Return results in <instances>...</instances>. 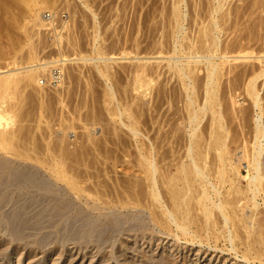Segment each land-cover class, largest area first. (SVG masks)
Here are the masks:
<instances>
[{
    "label": "rangeland",
    "instance_id": "obj_1",
    "mask_svg": "<svg viewBox=\"0 0 264 264\" xmlns=\"http://www.w3.org/2000/svg\"><path fill=\"white\" fill-rule=\"evenodd\" d=\"M185 1L186 0H184L183 3H181V7H182L181 9L183 10V17L186 19V20L184 19L185 20L184 21L185 22L184 23V30H186L189 25L190 26L188 27V29L189 28L190 29L189 30L187 29L185 31L186 35L184 34V30H183L182 35L184 34L185 36H187V34L189 33V38L193 39L199 35L197 33L200 31V29H202V28H200L201 27L200 24H201L202 19H204V24L206 23L205 25L209 24V22H210L209 17H208V20L205 18L207 17V13H208L207 11H208L209 6H211V3H209L210 0H206L207 2L205 0H196V1L195 0H187L188 2L186 1V3H185ZM225 1H222V2L224 3ZM229 1L227 0V2H226L227 4L226 3H224V4H226L225 6L227 8L230 5V7L228 8V10L229 9L230 10L228 12H230V14H232V16L231 17L228 16V17H230L228 19L226 18L227 16L224 17V18H226V20L229 21L228 25H227L228 21H226L225 22L226 24H225L224 23L225 20L222 21L221 20L222 18L220 19L221 24L223 25V23H224V25H226V26L223 25L222 26L223 29L221 30L222 33L220 31L221 34L220 33L218 34L220 37L219 43L221 45L224 44L222 46L224 48H226L225 45H227L229 47V51H231V52H232V50L234 51L235 48H236V50H238L244 44H245L244 47L245 46L246 47H251V46L254 47L255 46L254 48L259 50L260 49L259 47H261L260 44H262V42H263L262 38L264 37V24H263L264 23V6H263L264 1L263 0H258V1L252 0L253 1L252 2L251 0H248L250 3L247 0H240V1L239 0H232L233 2H231V1L229 2ZM235 1H237V2H235ZM259 1H262V3H260ZM228 2H229V4H228ZM30 3H31L30 0H0V75H2L3 72H6L5 74H7L9 72V70L12 71L13 68L14 69L16 68V70L17 71L19 70L20 72L24 71L21 73V75H19L20 76V82H19L20 84H18V87L15 88L16 90L15 89L12 90L11 95H14V96H10L8 98V101H7L8 103L6 102V104H5L7 107L12 109L13 112H16V113L18 112L17 113L18 115L15 113L16 118H18V119H16L14 117L15 120L13 119L14 121L11 122V127L9 126L10 128L8 127L7 130L10 132L15 131V134L17 136V137H15L16 139L14 141V142H16L15 145H18L17 146L18 150L20 149V151L23 152L22 154L24 156L22 154L20 156H18V155L15 156V154H14V156H12L13 154H11V153L8 154L7 152L0 149L1 150L0 151V156H1V158H0L1 164L0 165L2 166V164L3 165L5 164L6 167L5 166H3V167L6 169H10V168L13 169L15 166H21L22 168L25 167L26 169L33 167L34 170L36 169L37 171L40 172L39 176L40 175L45 176L47 179L49 178L48 180L53 181L54 184H56V185L58 184L60 189H59V187H56V190H54L55 187L53 189H51L54 193L53 195L58 196L60 194L61 198L64 197L63 199L65 200V202L68 201L67 203H70V206L73 204L72 205L73 207H71V212H69L68 215L70 213H71L70 216L73 214H80V216L82 217V220L86 219L85 221L91 222L89 226H91V225L97 226V225L101 224V220L103 223V221L105 222L107 219H109V217H112L110 219V222L114 223L117 221V220H115L116 217H118L117 215H119V217H120V218L118 217L117 219L121 220V222L123 224L126 222L127 223L131 222L132 224L130 223V225H132V226L130 227V225L126 223V228H128V229L125 228L126 231L124 229L123 232L121 233L122 235L120 234V235L116 236L115 238H113V240H108L106 242L105 241L99 242V240H97L98 242L97 241L96 242L99 243V245L96 242H94V240L93 241L90 240L91 242L89 241V243H88L87 242L88 240L83 239L84 240L83 241L81 238L75 239V238L71 237L70 234L72 232L70 231V228H71V226L69 225V223L71 222L70 220L68 223V222H66V220H64V218H63V220L65 222L62 220V218L61 219L59 218L58 222L53 220V223L51 222L48 224L46 219L49 217H44L42 215L38 216L37 213L39 212V210L36 206L37 204H34L36 200L35 201L33 200L37 196V194H36V192H33V193L30 192L31 189H32V191H34L33 188L30 189L29 187L28 188L24 187L25 190H23L24 188L20 189L18 191L13 190V192L9 191L8 193L6 192V194L4 192V193H2V195L4 194L3 197L0 196V264H155L158 262L159 263L162 262V264L163 263L164 264H260V261H264V257L262 259L257 258V256H254L256 254L253 253V249H254L253 247H256L255 250H257V247L259 248L261 246L259 244L260 241H258L259 242L258 243L256 240H261L262 237L264 238V201H263L264 200V192L261 191L260 194L258 193L256 199H254L252 197L253 195L251 193L246 192V190H245L247 188V185H246L247 182H246V179H244V178L239 179V182H240L239 186L244 188V191H243L244 193L242 192V190L237 191L238 186L236 187L233 184L232 185L235 187H233V186L228 187L229 183H231L230 181H228V183L225 182L226 183L225 185L223 184L224 182L222 183L220 181L221 184H223V186L221 187L220 182L218 181V179H216V182L217 181L219 182V185L221 187V192L224 193V197H225V198L222 197L223 196V193H222L221 194L222 198L220 197V199L221 200L223 199V201L225 199L226 202H228V201L231 202L227 207L228 211L232 214L230 209L234 210V208L236 209V206H237V210H234L233 215H231V216H233V219H232V217H230V219H229L230 222L228 221V223H230L229 226H228V224H226V222H224V219H225V218H223L224 215L220 214L222 212L219 209H217L218 212L220 211L219 214H218V212L216 213L217 210L215 209L216 214H215V216H213V218L212 217L210 218L211 221H210V219L208 220L206 217H204L205 215L203 216L204 212L202 213V216H201L200 212L202 210L200 211L201 207H199L201 205L196 204L197 203L196 197L199 194L197 195V193H194V192H198V190H195L196 188L193 189L194 192H193V198H192V200L195 198L194 200H196V201L195 202H194V200L193 201L190 200L191 202L188 201V203L190 205V206L189 205L188 206H189V208L191 207V209H192V207L195 208L192 210L193 212L190 209H189V211L192 212L193 215L197 214V217L195 215L191 216L189 214V211H188V217L190 219L192 217V220L194 218V220L197 222L199 220V222L195 223L193 220L195 225L190 223V225H192V226H190L191 231H190V235H188L189 237L188 236L185 237V235L182 234V231H180L181 229H178L177 227H175L176 225L173 222L171 223L172 227L166 228V226H164V225L162 226V223H160V221L157 222V220H156V219H160L162 217V215H164L163 211H162L163 208L168 203L171 205L170 200H169V202H166V200H165L167 198L169 199L168 192H166L167 188L165 189V192H164L165 187L164 188L162 187L163 192L165 194L167 193L166 194L167 198H166V195L164 193L162 194L163 195L162 196L163 197L162 204L157 205L155 209H153L155 206L154 207L149 206V202H150L149 201L150 198L148 197L149 187H147L148 182H146V180H144V179H146V177H145L146 175L143 172L144 170L141 167L142 165H141V163H139L141 161L140 160L141 158L139 156L140 152L142 153V151H143L144 153H146V152L151 153L148 150H151L154 143H156L153 146V149L156 150V151L154 150L156 155L157 154L159 155L158 156L159 158L157 157V160L159 159L160 162H162L163 159L165 161L168 160L166 162L163 161L162 163H158V165L159 164L163 165V166L165 165L164 169H161V168H163L162 166H159V168L161 170H165L166 166H167L166 163L169 162L168 163L169 166H167L168 167L167 170H169V173H173V174L174 173L177 174L176 173L177 167L175 166V164L177 163V161L181 160L180 158L183 157L182 160L188 161V159H187L188 158L187 147H188V142L190 140L187 139L188 136H186V134H189L188 132L190 130V127L188 128V126H186V124H184L185 125L184 126L183 123H185V122H183L184 121L182 119L183 116H179L182 112V109L184 107H186V105H185L186 104L185 103L186 102L185 101L186 100V97H185L186 92H184L186 90H183L184 88L182 87L183 85H182L179 77L176 74H174L173 72L168 71L167 65L163 66L167 62V60L165 58L162 60L163 62L161 61V58H163L164 54L161 55L162 57L160 56L159 53L157 54V52L161 48L164 47L163 46L164 40H168V41H165V45L167 44L166 49L170 48L173 45V43L171 42L172 41V31H173L172 26L173 25H172V22L170 24V19L173 21V17H174V16L172 17V11H173L172 9H173V5H174L173 0H47L45 5L47 7L49 5L50 9L47 7L46 8L44 7V9L42 8L43 10L41 9V11L38 13L39 16L41 15L42 19L44 18L43 21H39L41 18H39V16H35L32 13V10L30 11V8H29ZM189 3H192V4L190 5ZM212 3H216V2H212ZM253 3H256V4L253 5ZM257 3L258 4L260 3V4L257 6ZM195 4H197V5H195ZM199 4H201L202 8L199 6ZM232 4L235 6L233 7ZM240 4H242V5H240ZM187 5H190V6H187ZM205 5H206V7H205ZM238 5L240 6L241 10L239 9ZM261 5L263 6V8ZM198 6H199V9H198ZM225 6H224V9L226 8ZM186 7H188V8H186ZM245 7L247 10H245ZM253 7H254V10L252 9ZM259 7L262 10L259 9ZM227 8L225 10L223 9V11L225 12V15L228 14L226 12ZM51 10L54 11L53 12L54 14L52 13ZM196 11L197 12L199 11V12L197 13ZM223 11H222V14L224 13ZM204 12L206 14V17H205V15L204 16L201 15L202 19L200 21V18H198V17H200L199 15L203 14ZM236 12H239V14L241 13V15L239 16L240 18L239 17L236 18L237 16L235 17ZM246 12L248 14H246ZM168 13H169V15H168ZM256 13H258V15ZM55 14L57 17L54 16ZM192 14L196 15L197 17L196 16L193 17ZM230 14H228V15H230ZM256 15L258 17H255ZM165 16L167 18H165ZM220 16H222V15L220 14ZM61 17H62L63 21L60 20ZM168 17H169V20H168ZM203 17H205V18H203ZM244 17L245 18L248 17V18L245 19ZM38 18H39V20L37 21ZM190 18L194 22L195 25L190 20ZM193 18L197 22H195V20ZM231 18L233 19V22L231 21L232 20ZM249 18H251V19H249ZM252 18H254V19H252ZM256 18H258V19H256ZM57 19L59 21H57ZM164 19H165V21H164ZM237 19H239V20H237ZM262 19H263V21H262ZM166 20L168 21L169 24L167 23ZM188 20H190V22H192V23L190 24V22ZM253 20L255 22H252ZM256 21L258 24L256 23ZM259 21L262 22V24ZM41 22H44L46 27L44 25L42 26L40 24L41 25L40 26L38 24ZM51 22L54 26L51 24ZM198 22H200V24H199L200 26L198 25ZM238 22H240L241 24ZM59 23H60V25H59ZM64 23H67V24H64ZM234 23H236V24H234ZM229 24H231V28H230ZM242 24H243V26H242ZM248 24H250V25H248ZM48 25H49V27H48ZM149 25H150V27H149ZM164 25L166 26V28L164 27ZM168 25H170V26L172 25V26L170 27ZM186 25H188V26H186ZM227 26H229V27H227ZM248 26H250V27H248ZM62 27H63V30H62ZM64 27H67V28H64ZM159 28H160V30H159ZM233 28H235V29H233ZM49 29H51V30H49ZM53 29H54V31H53ZM163 29L165 31H163ZM196 29H197V31H196ZM224 29H226V30H224ZM230 29H232V30H230ZM248 29L250 32H248ZM153 30H154V32H153ZM243 30H244V32H243ZM234 31L236 33H234ZM237 31H240V32L237 33ZM253 31H255V32H253ZM54 32H56V33H54ZM225 32H227V34ZM228 32H229V34H228ZM262 32H263V34H262ZM168 33H170V34L168 35ZM240 33H241V35H240ZM250 33L252 34V36ZM57 34L59 35V37H61L63 35L64 36L61 38H58ZM165 34H166V36H165ZM256 34H258V35H256ZM167 35H168V37H167ZM191 35H192V37H191ZM229 35H230V37H229ZM248 35H249V37L250 36L251 37L249 38ZM239 36L240 37L242 36V37L240 38ZM94 37H95V41H94ZM233 37H234V40H233ZM165 38H168V39H165ZM170 38H171V40H170ZM260 38H261V40H260ZM56 39H60V40H56ZM238 39H240V40H238ZM253 39H254V43L256 42L255 43L256 45L252 42ZM136 40L139 41L140 44H138L139 42L138 43L135 42ZM159 40L161 42H159ZM223 40H224V42H223ZM248 40L252 43H249ZM257 40L258 41L260 40V41L258 42ZM56 41H59V42L61 41V42L59 44V42L56 43ZM225 41L226 42L229 41V42L225 43ZM244 41L245 42L247 41V43H245ZM97 42H99V44ZM240 42H243L244 44L243 43L241 44ZM229 43H232V44H229ZM247 44H248V46H247ZM96 45H98V47L101 46V48H100L101 52L105 56L115 55L117 57H121L124 55V53H122V52L126 51V53L127 52L128 53L126 55V58H123V59L121 58V60L119 58L118 60L116 59L115 61L111 60L112 62L110 60H108L109 62L108 61L105 62L107 64H105L104 62H99V61L96 62V61H90L89 60V62L88 61L84 62V60L83 61H82V59L80 60V56H82L84 54H86V55L91 54L92 57L93 56L95 57V55L97 56V53H96L95 47H94ZM239 45L241 47H239ZM140 46H141V49H140ZM152 46H154V47H152ZM160 46H163V47H160ZM148 47H150V48H148ZM158 47H159V49H158ZM155 49L156 50L158 49V51L156 52ZM236 50L234 51L233 55L239 54V53H236ZM120 52H121V54H120ZM134 52L136 54H134ZM149 52H151V53H149ZM104 53H107V54H104ZM109 53H111V54H109ZM143 53H144V55H143ZM63 54L66 56L65 59H67V60H64L66 62L59 61V65H60L59 66L58 62L54 61V60L59 59V56L61 58L62 57L61 55H63ZM155 54H156V56H155ZM149 56L151 57V59L153 61L150 59ZM157 56H159L161 58H159ZM123 57H125V56H123ZM127 57L129 60L127 59ZM142 57L145 59H143ZM55 58H57V59H55ZM76 58H78V59H76ZM131 58H132V60H131ZM137 59L138 60L140 59V61L141 62L143 61V63L146 62L147 65L146 64H144V65L148 66V68L146 67L148 70H151L148 72L153 73V74L149 73V77L153 76V79H154V76H155V79H156V82L154 79L155 83L153 82L151 77L147 78V79H150L153 82L151 84L152 87L150 86L151 89L154 86H156V88L152 89V91L154 93L151 92V90H150V92H151L150 94H152L151 96H155V97L159 96L158 98L151 97L149 95V92L146 95L147 98L143 94L141 95L138 92L135 93L134 86H133L134 83H132L135 80L134 79L135 73L133 71L136 70L135 68L137 66H140L138 64H141L140 61L136 62V61H138ZM33 60H35V61H33ZM149 60H151L152 63H150ZM53 61L56 63H54ZM147 61H148V63H147ZM157 61L159 62V64L162 62L161 65L158 66ZM246 61H247L246 59L244 61L242 59V62H241V59H238L237 61L236 60L231 61L230 64H228V65L226 64V66L224 67L225 72H224L223 78H221V80L224 79L223 80L224 83H222V81L220 82V84L222 83V85L219 84L221 87L219 86L220 91L218 90L219 91L218 92V99L221 98L220 104H222V103L225 104V106H222L223 104L221 105L222 106L221 111L226 109L225 113H224L225 117H226L225 121H227L226 123L229 124L228 126L230 128V131H232V129H233L232 127H234L233 131L231 132L232 136L230 135L228 142L229 141L231 142V143L229 142V144H230L229 145V151L233 155V157H234L233 159L235 161H237L236 159H239V156L242 154V148L244 146V143H243L244 140H242L243 136H241L240 134H243L244 131L246 132V127H249V129L247 128V132H249V130H252L251 126L252 127L254 126V124H255L254 121L257 118V114H258V109L256 110L255 107L253 109V99H251L252 97L250 95L246 94V91H248V90H246L247 88L245 86L247 85L246 81L249 79L244 77V76H247L249 78H250V76L247 75V72H244L246 74L245 75L242 72L243 71L242 69L243 68L245 69V67L248 69L250 68L251 63L249 64V62L251 61V59L248 60L249 62L247 61L248 63H246ZM39 62L40 63H47V66H49V67H47L48 69H46L47 71L46 70L45 71L42 70L43 72L40 71L41 73L38 75V76H40V78H39L40 80L37 81L38 83L34 82L32 84V82L31 83L27 82L26 79H24V77L26 76V71H25V69H22V67H24L30 63L38 64ZM62 62L64 64H62ZM102 63H103V65H102ZM98 64L101 65L100 66L101 68L103 67L105 70H107V72L109 70H110L109 72L112 71L111 74L108 72V74L110 75V76L108 75L109 78L108 77L106 78L100 74V71L97 67ZM144 65H141V66H144ZM155 65H157V67ZM245 65H247V66H245ZM52 66L54 67V69H52L53 68ZM149 66H150V68H149ZM17 67H19V68H17ZM57 67L64 70V71H62V74H64L63 75L64 77L62 76V81H59L58 78H54L52 75V74L57 75L55 73L58 69ZM158 67L162 70V71L159 70L161 73H158V71H154ZM153 68H155V69L153 70ZM233 69H234V71L236 70L235 73H234ZM51 70L52 71L55 70V71L52 72ZM50 71H51V73H50ZM129 71H131L132 73L131 72L129 73ZM166 72H167V75H166ZM164 73H165V76H164ZM5 74H3V75H5ZM22 74H23V76H22ZM158 74H160V76H162V77L157 78L159 76ZM233 74H234V76H233ZM241 74L244 75L243 77L246 78L245 80L243 79V77H241L242 76ZM50 75H52V76H50ZM174 75H176V77H178V79ZM200 75H201V73L198 74V76H200ZM202 75L203 76H200V77L196 76L197 80L199 79L198 80L199 84H198V81H196L197 85L199 86L197 89V94H198L197 98H200L203 95V97H201L200 101H204L203 98L205 96L204 95L205 92H203V91H205L204 90L205 81H203V80H205L204 71H202ZM235 76L238 78H236ZM49 77H51V78H49ZM23 79H24V81H22ZM50 79H52V80H50ZM109 79H111V80H109ZM201 79H203V80H201ZM178 80H180V81H178ZM230 80H231V83H230ZM243 80H244V83L246 85L244 83H242ZM160 81H161V84L159 83ZM39 82H41V84H39ZM59 82H61V83L63 82L62 83L63 86L58 85V87H56ZM130 83H131V85H130ZM233 83H235V84L232 86ZM247 83H248V81H247ZM258 83L260 84V85L258 84L260 94L261 95L263 94L262 95L263 97L261 95L260 96L262 97V104L264 107V80L260 79V80H258ZM153 84H155V85H153ZM171 84H172V86L170 87L169 85H171ZM202 84H204V85L202 86ZM238 84L242 88L240 86H238ZM109 87L114 89V90L111 91V89ZM236 87H237V89H236ZM119 88H121L120 90L122 93L120 92ZM222 88L224 90H222ZM122 89H124V90H122ZM125 90H126V92H125ZM168 90L169 91L171 90V92H168ZM236 90H238V91H236ZM107 91L109 94L106 93ZM181 91H183V93H182L183 95L181 94ZM111 92L113 93V96L115 95L113 98H112ZM132 92H134V93H132ZM234 92H235V94H233ZM165 93H167L168 95ZM169 93L170 94L172 93V94L170 95ZM199 93H202V95ZM133 94H135V95H133ZM223 94H225V95H223ZM227 94H228V96H227ZM121 95H122V97H121ZM125 95H126V97H123ZM160 95L164 96V97H161ZM232 95H235L239 100L235 96H232ZM133 96L135 97V99H132ZM140 97L142 99H140ZM168 97H170V98H168ZM232 97H234V98H232ZM110 98H112V99H110ZM115 98H116V100H115ZM122 98L123 99L126 98V100L124 99L125 101L123 102V100H120ZM136 98H137V100H136ZM152 98H153V100H152ZM154 98H155V101H154ZM160 98L161 99L163 98V100L161 102H160V100H161ZM172 98H173V101H175V102L172 101ZM174 98H176V99H174ZM248 98H250V99H248ZM106 99H109V100H106ZM138 100L140 102H137ZM222 100H225L226 103L222 102ZM237 100H238V102L236 103ZM120 101H121V103H120ZM170 101H172V102L170 103ZM200 101L198 99L199 103H200ZM231 101H234V102H231ZM19 102H20V104H19ZM155 102H157V103H155ZM110 103L112 104V106ZM125 103L127 106L131 105V108L134 109L136 114L138 112L139 115L138 114L137 115L140 116L139 117V124H138V127H140L139 128L140 129V134H139L140 136H138L137 138L133 137V135H131L132 132L125 125L126 121H127L126 123L129 122L128 121L129 119L127 117V115H128L127 113H129L130 110L125 112L123 114V116H121L120 118L112 116V114L110 112V110H114V109H115L114 111H116V109L117 110L119 109V111L124 110L125 109L124 106H126ZM133 103H135V104H133ZM251 103H252V105H251ZM140 104L143 106H141ZM154 104H155V106H154ZM159 104H160V107L159 106L157 107V105H159ZM161 104H163V105H161ZM40 105H43L44 107L40 106ZM115 105H116V107H115ZM136 105L139 108H137ZM149 105L151 107H149ZM235 105H238V106H235ZM249 105H250V107H249ZM109 106L111 107V109ZM122 106L124 107V109ZM140 106L143 109H141ZM152 106H153V108H152ZM161 106L163 107V110H162ZM170 106L172 107V109H170ZM232 106H234L235 109ZM105 107H106V109H105ZM155 107H156V111H154ZM244 107H248V110L246 108V110H247L246 111ZM150 108H152V109H150ZM250 108L252 111L250 110ZM158 109H159V111H158ZM26 110H27V112H26ZM141 110H143L144 112ZM186 110L187 109L184 108L183 112H182V115L184 113L185 117L187 115V114H185V112H187ZM228 110L229 111L231 110V111L229 112ZM178 111L180 112V114ZM158 112L159 113L161 112L160 113L161 116L159 115ZM209 112L206 113V115L203 119L204 121L201 122L204 125L200 124V128L202 127L201 129L207 128V130H209V128L207 126L208 121L210 120L209 117L211 116L210 115L211 113H209ZM243 112H245V114H243L244 116L241 115ZM246 112H248V113H246ZM39 113H40V115H39ZM164 113L166 114V119H165V117H163V116H165ZM109 114H110V117H109ZM207 114H209V115L207 116ZM235 114H237L239 118ZM43 115H44V117H43ZM100 115L101 116L103 115V116L101 117ZM167 115L170 116L169 119L167 118L168 117ZM39 116H42V117H39ZM153 116H154V118H153ZM172 116H175V119H177L179 116L178 119H180V118L181 119L177 121V120H174V117L172 118ZM176 116H177V118H176ZM22 117H24V118H22ZM162 117H163V120H162ZM206 117H207V119H205ZM170 118H172L174 123L172 120H170ZM22 119H23V121H22ZM39 119H41V120H39ZM124 119H127V120H124ZM153 119H155V120H153ZM235 120L237 123L235 122ZM239 120H241V121H239ZM92 121H95V122H92ZM123 121H125V122H123ZM152 121H153V123H152ZM162 121H163V124L161 123ZM165 121H166V123H165ZM170 121H172V122H170ZM180 121H182V122H180ZM205 121L207 122L206 124H205ZM231 121L232 122L234 121V122L232 123ZM238 121L241 123H239ZM249 121H251V124ZM147 122L149 124H147ZM168 122L171 123V125L174 124V126H176L177 124L179 125L181 123L180 126L177 125V127H175L176 129L179 127L181 132L178 129H177V131H175L174 126H168V124H169ZM140 123H143L144 125L140 124ZM230 123H232V124L230 125ZM238 123H239V125H238ZM38 124H39L40 128L38 127ZM153 124H155V125H153ZM141 125H142L143 130L141 128ZM152 125H153V128H152ZM164 126L165 127L168 126L169 128L166 127V128H168L166 130V128ZM243 126H244V128H243ZM183 127H185V128H183ZM148 128H151V129H148ZM164 128H165V130H164ZM48 129H50V130H48ZM158 129H160V130H158ZM173 129H174V131H172ZM241 129H243V130H241ZM90 130H91V133L93 134V138L96 141L92 138V134L89 133ZM207 130L204 129V131H207ZM169 131L177 132L178 135L175 133L174 137H172L173 133L171 132V134H170ZM105 132H107V133H105ZM118 132H119V134H118ZM162 132H163V134H165V132L168 135L170 134L168 136L169 139H167L168 137L163 138V136L161 135ZM115 133H117L118 136ZM158 133H160V134H158ZM156 134H158V136H160V137L162 136L161 139H163V140L167 139V140H165L164 143L162 140H160V137L157 138V140H156V137H158ZM179 134H181V135H179ZM90 135H91V137H90ZM154 135H156V136H154ZM175 135L178 137L176 138ZM233 135H237L238 137L236 136L237 138L235 137V139H231L234 137ZM122 136H123V138H122ZM170 136H171V138H170ZM185 136H186V138H184ZM28 137L31 138L30 141H29ZM35 137H36V139H35ZM63 137L65 139H63ZM119 137H120V139H119ZM125 138H126V140H125ZM118 139L122 142H120ZM179 139H181V140H179ZM128 140H129V142H128ZM158 140H160V141L158 142ZM170 140H172L173 142ZM232 140L234 141L233 144H232ZM240 140H241V142H240ZM93 141L97 144H94ZM152 141H154V143H150ZM167 141L171 144H169ZM177 141H178V144H177ZM28 142H29V144L31 142L32 145L30 144L31 145L30 146L28 144ZM184 143H186V144H184ZM140 144H142V145H140ZM151 144H153V145H151ZM168 144H169V146H168ZM173 144L174 145L177 144L176 145L177 148H175V146ZM189 144H190V142H189ZM247 144L249 146H251L250 141H248ZM63 145L65 147H63ZM84 145H86V146H84ZM94 145H97V146H94ZM171 145H173V146H171ZM236 145H237V147H236ZM36 146L38 147V149ZM67 146H68V148H66ZM83 146H84V148L86 147L87 149L86 148L84 149ZM135 146H137V147H135ZM157 146H159V147H157ZM170 146L172 147L171 148L172 150L169 148ZM182 146H183V148H182ZM19 147H21V148H19ZM32 147H34V148H32ZM138 147H139V149H138ZM165 147H166V149H165ZM56 148H58V149H56ZM62 148H63V151H65V152L61 151ZM143 148H144V150H143ZM157 148H158V151H157ZM236 148H237V150H236ZM50 149H51V151H50ZM66 149L67 150L69 149L70 151L69 150L67 151ZM165 150H166V153L164 152V155L166 154V156H167V154H168L167 159L163 155V151H165ZM2 151L5 152L4 155H3ZM24 151H26V153ZM66 151H67V153H66ZM177 151H178V153H177ZM157 152H161V153H157ZM185 152H186V154H185ZM6 153L8 154L7 156L10 159H8V157L6 156ZM69 153H70V155H66ZM72 153H74V154L71 155ZM214 153H216V152H214ZM214 153L211 154L212 157L214 156ZM54 154H55V156H54ZM75 154L78 155V157L77 156L75 157ZM79 154H80V156L84 155L86 157H84V156L80 157ZM96 154L97 155L99 154V155L97 156ZM29 155H31V156H29ZM34 155H36V157L38 159ZM106 155H108V156H106ZM171 155H173V157H171ZM32 156H33V158H32ZM214 157L216 159L217 155L215 154ZM3 158H4V160H3ZM51 158H54V160ZM96 158H99V159H96ZM218 158L219 157H217V159L214 163H211L212 164L211 168L214 166V164L216 162L218 163V160H219ZM62 159L65 161L67 160V161L63 163ZM89 159H92V160H89ZM94 159H95V161H94ZM6 160H8L10 163ZM25 160H27V161H25ZM35 160H36V162H35ZM52 160H53V162H52ZM59 160L61 162L59 166L64 165L66 170L70 168L69 169L70 171L67 170V172L69 174L71 173V174L77 175L78 180L81 181V186L83 187V190L88 189L87 191L85 190V191H82L83 193L82 192L76 193L74 190L73 191L71 190V187L67 183H65L62 180L57 179V176L53 172V168H55L54 166L56 164L57 165L59 164ZM32 161H34V162H32ZM50 161L52 162V164ZM81 161L84 165H82ZM174 161H176V162L173 163ZM3 162H5V163H3ZM17 162H19V164ZM21 162H23V164ZM46 162H48V163H46ZM85 163H87L89 167ZM217 163L215 166L219 167V165H221V163H219V164H217ZM8 164H10V167H8L9 166ZM14 164H15V166H14ZM53 164H54V166L52 168L51 166ZM11 165H12V167H11ZM31 165H32V167H31ZM215 166L213 167L214 168L213 170H215ZM244 166H245V164H244ZM44 167H45V169H44ZM46 167H48V168H46ZM15 168H18V167H15ZM71 170H72V172H71ZM74 171H76V172H74ZM217 171H218V169L216 168V172ZM42 172L45 174H42ZM211 172H213V171L211 170ZM89 173H91V174H89ZM242 173L244 175L247 174L246 168L242 169ZM217 175H218V173H217ZM88 176H90V177H88ZM140 178H142V179L138 180ZM34 180H36V179H34ZM41 180L43 181L42 178H41ZM54 180H56V182ZM121 180H124V181L122 182ZM82 182H84V183H82ZM135 182L136 183L138 182L141 187L139 186L138 183H137L138 185H136ZM143 182H145V183H143ZM126 183H127V185H126ZM121 184H122V186H120ZM129 185L131 187H129ZM135 185L138 188L135 187ZM84 187H86V188L84 189ZM136 188H137V190L140 188L139 189L140 192L137 191ZM231 188H233V189H231ZM123 189H124V191H123ZM132 189H134L137 194ZM229 189H231V191ZM26 191H27V193H26ZM126 191H127V193H126ZM235 191H237V192H235ZM20 192H21V194H20ZM132 192H134L135 195H134V193L131 194ZM138 192L140 193L139 195H138ZM189 192H191V191H189ZM89 193L91 195H93V194L94 195L92 197H90ZM95 193H97L96 194L97 196L95 195ZM235 193H236V195H235ZM75 194H77V195H75ZM194 194L196 195V197ZM5 195H7V196L5 197ZM62 195H64V196L62 197ZM127 195H130V196H128L130 198L127 199L128 203L125 201V198H124V197L128 198ZM133 195L135 196V201H134ZM187 195L190 196V195H192V193L187 194ZM119 196L120 197L123 196V197L120 198ZM164 196H165V198H164ZM227 196H228V198H227ZM231 196L232 197L235 196V197L232 198ZM136 197H138L140 199H137ZM186 198H189V197H186ZM37 199H38V197H37ZM131 199H132V201H131ZM231 199L235 200L236 204L234 202L232 203ZM238 199H239V201H238ZM9 200L12 202L10 203ZM110 200H111V202H110ZM136 200H140L142 203L140 201H136ZM123 201H124V203H123ZM130 201L132 203L135 202V204L136 203L137 204L136 205L132 204V203H130ZM125 202L127 205L125 204ZM164 202L167 204L165 205ZM116 204L118 207L116 206ZM120 204H121V206L124 204L125 205L123 207H121ZM192 204H193V206H192ZM231 204H233L234 207ZM255 204H257L258 206L256 207ZM170 205H168V206H170ZM160 207L162 209H160ZM196 207H198V208H196ZM170 208H171V206H170ZM186 208H188V207L186 206L185 209ZM78 210H81V212ZM153 210L155 212L158 211V212H156L157 214H159V212H160V214H159L160 216L155 215V212ZM195 211H197V212H195ZM213 211H214V209H213ZM20 212L23 214V216L21 217L22 220L20 219V216H19ZM83 212L85 213V215L83 214ZM213 213H212V215H213ZM234 213H236L237 215H235ZM240 214H242L244 217ZM234 215L237 217H235ZM83 216H85V217L83 218ZM105 216H107V217H105ZM154 216H157V217L155 218ZM163 217H164V219H166L165 216H163ZM67 218H68V216H67ZM104 218H106V220H104ZM251 218L254 220H252ZM125 219L127 221H125ZM190 219H189V221L192 222V220H190ZM206 219L208 220V223L209 222H211V223H209V224L206 223L207 222ZM249 219H251V220H249ZM243 220H246L245 224H244ZM215 221H216V223H215ZM83 222L84 221H82V223ZM121 222H120V224H122ZM154 222H155V224H154ZM251 222H252V224H251ZM248 223H250L249 226H248ZM204 224L206 227L204 226ZM210 224H213V225H210ZM224 224H226V225H224ZM71 225H72V223H71ZM140 225H143V226H140ZM233 225L235 227H233ZM246 225L249 228H247ZM134 226H136V227L138 226V227L136 228ZM139 226H140V228H139ZM200 226H203L206 229H203ZM209 226H213L212 227L213 229ZM245 226H246V228H245ZM239 227H240V229H239ZM164 228H165V230H163ZM170 228L174 231L169 230ZM214 228H215V230H214ZM226 228L228 229V231L226 230ZM230 228L233 229L232 230L233 233L235 231L234 236L237 237L240 233V236H238L240 238L237 237L234 239L232 232H230L231 231ZM166 229H167V231H166ZM203 230L206 233L203 232ZM207 230L211 231L210 233H213V235H210L209 231H207ZM213 230H214V232H213ZM240 230H241V232H240ZM249 230H251V231H249ZM194 231H196L197 233ZM248 232L250 233V235H252V234L253 235L251 237H249ZM251 232H254V233L251 234ZM197 234H200V235H197ZM208 234H209V237H208ZM206 235H207V237H206ZM49 236H51V237L49 238ZM191 237H194L195 239L193 240V238H191ZM230 237H232L235 242H232L229 239ZM45 238H47V239L45 241H43ZM190 239H191V241H190ZM251 240L255 241L256 243L255 242L252 243ZM41 241H43V242H41ZM247 242L248 243L251 242V243H249L250 245ZM94 244H95V246H94ZM246 244H248L249 246ZM252 244H254L255 246ZM258 244L260 246H258ZM235 245H236V249H233V248H235ZM251 246H253V247H251ZM245 248L247 250L249 249L248 250L249 253L247 250H245ZM260 248L264 249V246H261ZM229 249H231V250H229ZM250 250H251V252H250ZM244 251H247V253H245ZM243 252L247 256L246 258L244 257V255H242V254H244ZM249 254L253 255L256 259L253 258V256L250 257ZM242 256L244 258H242ZM247 258H248V260H250L249 262H248ZM251 259H255V260L253 261Z\"/></svg>",
    "mask_w": 264,
    "mask_h": 264
},
{
    "label": "bare ground",
    "instance_id": "obj_2",
    "mask_svg": "<svg viewBox=\"0 0 264 264\" xmlns=\"http://www.w3.org/2000/svg\"><path fill=\"white\" fill-rule=\"evenodd\" d=\"M183 1L184 0H173V2H174V5H173V11H172V17H173V21L170 19V24H171V22H172V28H173V31H172V43H173V47L171 46L170 48H168V49H166V45H165V41H168V40H164V47L163 46H160V47H163V48H161L159 51H158V49H159V47H158V49L156 50V52H157V54L159 53L160 54V56L162 55V54H164V56H163V58H161V57H159V56H157V57H159V58H161V61L165 58L166 60H167V64L165 63V65H163V66H168L167 68H168V71H170V72H173L174 74H176L178 77H179V79L181 80V83H182V87L184 88L183 90H186V91H184V92H186V107H184L185 109H187L186 111L187 112H185V114H187L186 115V117L184 116V113H183V115H182V112H183V109H182V112H181V114H180V112H179V116H183V122H185V123H183V125L184 124H186V126H188V128L190 127V130H189V134H186V136H188L187 137V139H189L188 141L190 142V144H189V142H188V147H187V155H188V161H185V160H182V158H180L181 160L180 161H177V163L175 164V166L177 167V174H173V173H169V170H167V166H169L168 165V163H166L167 164V166H166V169L165 170H161V169H164V167H165V165L163 166V165H158V163H162L163 161H165L163 158V161L162 162H160V160L158 161L157 160V157L159 156L158 154L156 155V153L154 152V150L155 149H153V146L156 144V143H154V141H152V142H150V143H154V145L153 144H151V145H153L152 146V149L151 150H148V151H150L151 153H144L143 151H142V153L140 152V154H139V156H140V162L139 163H141V167L143 168V172L145 173V177H146V179H144V180H146V182H148V186L147 187H149V195H148V197L150 198V202H149V206H152V207H154L153 209H155L156 208V206L157 205H159V204H162V202H163V193L165 192V189L167 188V191L166 192H168V196H169V199L167 198V193L165 194L166 195V198L168 199H165L166 200V202H169V200H170V203H171V205L168 203H165V209L163 208V214L164 215H162V217L160 218V219H156L157 220V222H159L160 221V223H162V226L164 225V226H166V228L167 227H172L171 225V223L173 222L176 226L175 227H177L178 229H181L180 231H182V234H184L185 235V237L186 236H188V235H190V231H191V229H190V226H192V225H190V223L191 224H193V225H195V223L197 222V221H195L194 220V218H193V220H194V222H193V220H192V217H191V219L188 217V211H189V209L192 211L193 209H195V208H193L192 207V209H191V207L189 208V203H188V201H190V200H192V198H193V189H195V190H198V192H194V193H197V197H196V195H195V197H196V200H197V205H201V206H199V207H201V209H200V213H201V216H202V213H203V216L204 217H206L208 220L212 217L213 218V216H215V214L218 212V210L217 209H219L222 213H220V214H223L224 216H223V218H225L224 219V222H226V224H228V226L230 225V223H228V221H229V219H230V217H232V219H233V216H231V215H233V212H234V210H237V206H236V209L234 208V210L233 209H230L231 210V212H232V214L228 211V209H227V207H228V205L231 203V202H229L228 200L230 199H228L227 201L228 202H226L225 201V199H224V201L226 202H224L223 201V199L221 200L220 199V197H221V194L223 193V192H221V187L223 186V184L225 185L226 183L225 182H227L228 183V181H230L231 183H229V186L228 187H232L233 185H235L236 187L238 186V188H237V191L238 190H242V192L244 191V188H242L241 186H239V184H240V182H239V179L240 178H244V179H246V182H247V188L245 189L246 190V192H248V193H251L253 196V198L254 199H256V197H257V195H258V193L260 194V192L262 191V192H264V107H263V104H262V95L260 94V90H259V87H258V80H260V79H263L264 80V37L262 38L263 40V42H262V44H260L261 45V47H259L260 49L258 50V49H256V48H254V47H244V43L243 42H240L241 44L243 43L244 45L241 47L240 45H239V47H241V48H239L238 50H236V48H235V50H236V53H239V54H237V55H233V53H234V51L232 50V52L231 51H229V47L227 46V45H225L226 46V48H224V47H222L223 45H221L220 43H219V33H220V31L223 29V25H224V23L226 22V21H228V20H226V18L228 19V18H230L231 16H232V14H230V12H228L229 10H228V8L230 7V5L228 6V8L225 6L227 3V0L225 1V0H210V2L209 3H211V6H209V8H208V13H207V17H206V14H205V12L203 13V14H200L199 16L200 17H198V18H200V21H201V15H205V17H203V18H205V19H207L208 20V17H209V20H210V22H209V24H207V25H205L204 24V19H202V21H201V24H200V22H198V25L200 24L201 25V27L200 28H202V29H200V31L197 33V34H199L197 37H195V38H189V33L187 34V36H185L186 34H185V31L188 29V27L190 26L189 24V26L188 25H186V26H188L187 27V29L186 30H184V21L186 20L184 17H183V10L181 9L182 7H181V3H183ZM187 1V0H186ZM186 1H185V3H186ZM196 1V0H195ZM206 1V0H205ZM222 1H225L224 3H226V4H224ZM229 1V0H228ZM231 2H233L232 0H230ZM229 1V2H230ZM240 1V0H239ZM248 1V0H247ZM252 1V0H251ZM256 1H258V0H256ZM264 1V0H263ZM30 4H29V8H30V11L32 10V13L35 15V16H39V12L41 11V9L43 8L44 9V7L46 8L47 6L45 5L46 4V2H47V0H30ZM188 2V1H187ZM207 2V1H206ZM212 2H216V3H212ZM229 2H228V4H229ZM235 2H237V1H235ZM249 2V1H248ZM253 2V1H252ZM260 3H262V1H259ZM204 3V2H203ZM208 3V4H209ZM250 3V2H249ZM248 3V4H249ZM259 3V4H260ZM190 5L192 4V3H189ZM254 4H256V3H253V5ZM258 3H257V6L259 5ZM185 5V4H184ZM190 5H187V6H190ZM195 5H197V4H195ZM233 5V4H232ZM240 5H242V4H240ZM245 5V4H244ZM251 5V4H250ZM252 5V6H253ZM263 5V4H262ZM261 5V6H262ZM171 6V5H170ZM186 6V5H185ZM184 6V7H185ZM199 6L201 7V4H199ZM199 6H198V9H199ZM224 6L227 8V13L228 14H230V15H228L227 13V15H225V12L223 11V9H224ZM235 5H233V7H234ZM239 6V5H238ZM247 6V5H246ZM264 6V5H263ZM263 6H262V8H263ZM192 7V6H191ZM190 7V8H191ZM195 7V6H194ZM205 7H206V5H205ZM232 7V6H231ZM243 7V6H242ZM241 7V8H242ZM251 7V6H250ZM47 8H49L50 9V6L48 5V7ZM171 8V7H170ZM186 8H188V7H186ZM202 8V7H201ZM225 8V9H226ZM42 9V10H43ZM192 9V8H191ZM194 9V8H193ZM206 9V8H205ZM224 9V10H225ZM232 9V8H231ZM239 9H240V6H239ZM243 9V8H242ZM250 9V8H249ZM253 10H254V7L252 8ZM258 9V8H257ZM256 9V10H257ZM259 9H261L260 7H259ZM202 10V9H201ZM234 10V9H233ZM241 10V9H240ZM245 10H247L246 9V7H245ZM262 10V9H261ZM52 11V13L54 12L53 10H51ZM50 11V12H51ZM222 11L224 12L223 14H222ZM237 11V10H236ZM56 12V11H55ZM192 12V11H191ZM197 12V11H196ZM199 12V11H198ZM197 12V13H198ZM249 12V11H248ZM253 12V11H252ZM256 12V11H255ZM259 12V11H258ZM31 13V14H32ZM201 13V12H200ZM232 13V12H231ZM234 13V12H233ZM238 13V14H237ZM243 13V12H242ZM262 13V12H261ZM54 14V13H53ZM220 14L222 15V16H220ZM237 14V15H236ZM236 14H235V17L236 18H238L240 15H241V13L239 14V12H236ZM246 14H248L247 12H246ZM252 14V13H251ZM257 15H258V13H256ZM51 15V14H50ZM168 15H169V13H168ZM193 15V14H192ZM234 15V14H233ZM254 15V14H253ZM255 16V17H258V16ZM33 16V15H32ZM54 16H56V14L54 15ZM62 16V15H61ZM163 16V15H162ZM194 16H196V15H193V17ZM227 16V17H226ZM228 16H230V17H228ZM57 17V16H56ZM59 17V16H58ZM171 17V16H170ZM171 17V18H172ZM197 17V16H196ZM224 17H226V18H224ZM243 17V16H242ZM263 17V16H262ZM261 17V18H262ZM39 18H41V15L39 16ZM39 18L37 19V21L39 20ZM53 18V17H52ZM51 18V19H52ZM60 18V17H59ZM165 18H167L166 16H165ZM222 18V19H221ZM240 18V17H239ZM245 18V17H244ZM246 18H248V17H246ZM245 18V19H246ZM42 19V18H41ZM39 20V21H43V19L42 20ZM47 19V18H46ZM50 19V18H49ZM64 19V18H63ZM185 19V20H184ZM194 19V18H193ZM220 19L223 21V20H225L224 21V23H223V25L221 24V22H220ZM232 19V18H231ZM249 19H251V18H249ZM252 19H254V18H252ZM256 19H258V18H256ZM255 19V20H256ZM56 20V19H55ZM61 21H63L62 20V17H61V19H60ZM68 20V19H67ZM168 20H169V17H168ZM190 20H191V18H190ZM190 20H188L189 22H190ZM195 20V19H194ZM198 20V19H197ZM230 20V19H229ZM237 20H239V19H237ZM36 21V22H37ZM45 21V20H44ZM57 21H59L58 19H57ZM56 21V22H57ZM65 21V20H64ZM164 21H165V19H164ZM167 21V20H166ZM192 21V20H191ZM206 21V20H205ZM232 22H233V19L231 20ZM243 21V20H242ZM241 21V22H242ZM245 21V20H244ZM262 21H263V19H262ZM46 22V21H45ZM50 22V21H49ZM67 22V21H66ZM188 22V23H189ZM193 22V21H192ZM192 22H190V24L192 23ZM195 22H197L196 20H195ZM207 22V21H206ZM237 22V21H236ZM247 22V21H246ZM250 22V21H249ZM252 22H255L254 20L252 21ZM260 22V21H259ZM54 23V22H53ZM58 23V22H57ZM167 23H168V21H167ZM204 25H203V24ZM208 23V22H207ZM228 23H229V21L227 22V25H228ZM238 23H240V22H238ZM237 23V24H238ZM256 23H257V21H256ZM261 24H262V22H260ZM39 25L41 24L42 26L44 25L45 26V23L44 22H41V23H38ZM51 24H52V22H51ZM50 24V25H51ZM64 24H67V23H64ZM63 24V25H64ZM169 24V23H168ZM193 24H194V22H193ZM226 24V23H225ZM234 24H236V23H234ZM241 24V23H240ZM245 24V23H244ZM258 24V23H257ZM260 24V25H261ZM264 24V23H263ZM40 25V26H41ZM53 25V24H52ZM59 25H60V23H59ZM153 25V24H152ZM195 25V24H194ZM199 25V26H200ZM203 25V26H202ZM230 25V28H231V24H229ZM248 25H250V24H248ZM54 26V25H53ZM58 26V25H57ZM69 26V25H68ZM154 26V25H153ZM168 26H170V25H168ZM170 26V27H171ZM185 26V27H186ZM193 26V25H192ZM224 26H226V25H224ZM236 26V25H235ZM242 26H243V24H242ZM241 26V27H242ZM245 26V25H244ZM247 26V25H246ZM254 26V25H253ZM259 26V25H258ZM46 27V26H45ZM48 27H49V25H48ZM149 27H150V25H149ZM152 27V26H151ZM164 27L166 28V26L164 25ZM198 27V26H197ZM196 27V28H197ZM227 27H229V26H227ZM248 27H250V26H248ZM53 28V27H52ZM64 28H67V27H64ZM153 28V27H152ZM225 28V27H224ZM240 28V27H239ZM257 28V27H256ZM262 28V27H261ZM190 29V28H189ZM188 29V30H189ZM233 29H235V28H233ZM258 29V28H257ZM263 29V28H262ZM49 30H51V29H49ZM62 30H63V27H62ZM65 30V29H64ZM159 30H160V28H159ZM170 30V29H169ZM183 30H184V34L182 35V32H183ZM224 30H226V29H224ZM223 30V31H224ZM230 30H232V29H230ZM238 30V29H237ZM252 30V29H251ZM254 30V29H253ZM53 31H54V29H53ZM59 31V30H58ZM57 31V32H58ZM163 31H165L164 29H163ZM196 31H197V29H196ZM242 31V30H241ZM259 31V30H258ZM263 31V30H262ZM153 32H154V30H153ZM170 32V31H169ZM238 32H240V31H237V33ZM243 32H244V30H243ZM242 32V33H243ZM248 32H250L249 31V29H248ZM253 32H255V31H253ZM54 33H56V32H54ZM152 33V32H151ZM163 33V32H162ZM187 33V32H186ZM196 33V32H195ZM221 33H222V31H221ZM220 33V34H221ZM226 34H227V32H225ZM234 33H236L235 31H234ZM258 33V32H257ZM154 34V33H153ZM164 34V33H163ZM170 33H168V35H169ZM196 34V35H197ZM228 34H229V32H228ZM231 34V33H230ZM245 34V33H244ZM251 34V33H250ZM261 34V33H260ZM262 34H263V32H262ZM261 34V35H262ZM54 35V34H53ZM52 35V36H53ZM58 35V34H57ZM56 35V36H57ZM168 35H167V37H168ZM195 35V34H194ZM237 35V34H236ZM240 35H241V33H240ZM246 35V34H245ZM256 35H258V34H256ZM55 36V37H56ZM61 36V35H60ZM64 36V35H63ZM63 36H61V37H63ZM98 36V35H97ZM162 36V35H161ZM165 36H166V34H165ZM227 36V35H226ZM247 36V35H246ZM251 36H252V34H251ZM250 36V37H251ZM255 36V35H254ZM253 36V37H254ZM260 36V35H259ZM58 38H61V37H59V35L57 36ZM56 37V38H57ZM171 37V36H170ZM191 37H192V35H191ZM229 37H230V35H229ZM240 37V36H239ZM242 37V36H241ZM240 37V38H241ZM245 37V36H244ZM248 37H249V35H248ZM249 37V38H250ZM54 38V37H53ZM228 38V37H227ZM232 38V37H231ZM248 38V39H249ZM165 39H168V38H165ZM230 39V38H229ZM237 39V38H236ZM56 40H60V39H56ZM170 40H171V38H170ZM233 40H234V37H233ZM238 40H240V39H238ZM260 40H261V38H260ZM259 40V41H260ZM55 41V40H54ZM94 41H95V37H94ZM98 41V40H97ZM230 41V40H229ZM229 41H225V43H228ZM232 41V40H231ZM252 41V40H251ZM258 41V40H257ZM258 41V42H259ZM57 42H59V41H56V43ZM61 42V41H60ZM60 42H59V44H60ZM135 42H139V41H135ZM159 42H161L160 40H159ZM223 42H224V40H223ZM245 42V41H244ZM248 42L249 43H254V39H253V41L252 42H250L249 40H248ZM98 44H99V42H97ZM245 43H247V41L245 42ZM256 43V42H255ZM254 43V44H255ZM138 44H140V42L138 43ZM137 44V45H138ZM156 44V43H155ZM159 44V43H158ZM161 44V43H160ZM169 44V43H168ZM229 44H232V43H229ZM259 44V43H258ZM171 45V44H170ZM237 45V44H236ZM256 45V44H255ZM233 46V45H232ZM235 46V45H234ZM247 46H248V44H247ZM95 47V51H96V53H97V56L95 55V57L93 56H91V54L90 55H86V54H84V55H82V56H80V60L82 59V61L84 60V62L86 61H88L89 62V60L90 61H96V62H106V61H108V60H112V61H115L116 59L118 60L119 58H120V60H121V58L123 59V58H126V55H127V53H126V51L125 52H122V53H124V55L123 56H125V57H123V56H121V57H117V56H115V55H113V56H105V55H103L102 54V52H101V46H99L98 47V45H96V46H94ZM152 47H154V46H152ZM151 47V48H152ZM169 47V46H168ZM127 48V47H126ZM125 48V49H126ZM138 48V47H137ZM147 48V47H146ZM148 48H150V47H148ZM224 48V49H223ZM103 49V48H102ZM140 49H141V46H140ZM130 50V49H129ZM123 51V50H122ZM135 51V50H134ZM153 51V50H152ZM130 52V51H129ZM137 52V51H136ZM139 52V51H138ZM142 52V51H141ZM148 52V51H147ZM154 52V51H153ZM155 52V53H156ZM231 52V53H230ZM95 53V54H96ZM145 53V52H144ZM144 53H143V55H144ZM149 53H151V52H149ZM104 54H107V53H104ZM109 54H111V53H109ZM120 54H121V52H120ZM134 54H136L135 52H134ZM142 54V53H141ZM64 55V54H63ZM61 55L62 57L60 58V56H59V59H57V58H55V59H57V60H54V61H57L58 62V65H59V61H63V62H66V61H64V60H67V59H65L66 58V56L64 55ZM140 55V54H139ZM153 55V54H152ZM141 56V55H140ZM147 56V55H146ZM155 56H156V54H155ZM33 57V56H32ZM36 57V56H35ZM79 57V56H78ZM135 57V56H134ZM150 57V56H149ZM143 58V57H142ZM148 58V57H147ZM76 59H78V58H76ZM127 59H128V57H127ZM143 59H145V58H143ZM142 59V60H143ZM149 59V58H148ZM150 59H151V57H150ZM238 59H241V62H242V59H243V61L246 59L247 61L248 60H250L251 59V61L249 62V64L251 63V66H250V68L248 69V68H246L245 67V69L243 68L242 70V72L244 73V72H247V75L248 76H250V78L249 77H247V76H244V75H242L241 77H246V78H248L249 80H247L248 81V83H247V81H246V84L244 83V80L246 79V78H244L243 77V82L242 83H244L246 86V90H248V91H246V94L247 95H250L251 97V99H253V109H254V107L256 108V110L258 109V114H257V118L255 119V124H254V128L251 126V128H252V130H249V132H247V128L249 129V127H246V132L244 131V133L243 134H240L241 136H243L241 139L242 140H244L243 141V143H244V146H243V148H242V154L239 156V159H236L237 161H235L233 158V155L231 154V152L229 151V142H228V140H229V138H230V135H231V132L233 131V129H234V127H232L233 129H232V131H230V128H229V124L228 123H226L227 121H225V119H226V117H225V110L226 109H224V110H222L221 111V109H222V106H225V104H220V99L221 98H219L218 99V92L220 91V85H222V83H224L223 82V80H221V78H223V75H224V67L226 66V64L228 65V64H230V62L231 61H237ZM73 60V59H72ZM129 60V59H128ZM131 60H132V58H131ZM138 60V59H137ZM152 60V59H151ZM151 60H149L150 61V63H152L151 62ZM158 60V59H157ZM33 61H35V60H33ZM32 61V62H33ZM41 61V60H40ZM53 61V62H54ZM111 61V62H112ZM140 61V59L138 60V61H136V62H139ZM146 61V60H145ZM153 61V60H152ZM159 61V60H158ZM157 61V62H158ZM160 61V62H161ZM165 61V60H164ZM240 61V60H239ZM246 61V63H248ZM62 62V64H64ZM109 62V61H108ZM163 62V61H162ZM161 62V63H162ZM54 63H56V62H54ZM140 63L141 64H138V65H140V66H137L135 69V71H133L135 74H134V76H135V80H134V82H132V83H134V91H135V93L136 92H138L139 94H143V95H145V97L147 98V94H148V92H149V95L151 96L152 94H150L151 92H153L152 91V89H154V88H156V86H154L152 89H151V84L154 82V79H155V76H154V79H153V76L151 77L152 78V80H153V82H152V80H150V79H147V78H150L149 77V73H151V72H148V71H151V70H148L147 68H148V66H146L147 64H146V62L145 63H143V61L141 62L140 61ZM147 63H148V61H147ZM149 63V64H150ZM161 63L159 64V62L157 63L158 64V66L159 65H161ZM233 63V62H232ZM61 64V63H60ZM105 64H107V63H105ZM109 64V63H108ZM137 64V63H136ZM144 64H146V65H144ZM164 64V63H163ZM50 65V64H49ZM102 65H103V63H102ZM141 65H144V66H141ZM51 66V65H50ZM56 66V65H55ZM60 66V65H59ZM101 65H97V67H98V69H99V71H100V74L102 75V76H104V77H108L109 78V74H108V72L110 71H108L107 72V70H105L103 67L101 68L100 67ZM108 66V65H107ZM106 66V67H107ZM111 66V65H110ZM154 66V65H153ZM156 67H157V65H155ZM245 66H247V65H245ZM47 67H49V66H47V63H38V64H35V63H30V64H27L26 66H24V67H22V69H25V71H26V78L24 77V79H26V81L27 82H32V84L34 83V82H37V81H39L40 79V76H38L41 72L40 71H45L46 69H48ZM53 67V66H52ZM62 67V66H61ZM147 67V68H146ZM17 68H19V67H17ZM58 69H57V71L55 72L57 75H54V74H52L53 75V77L54 78H58V80L59 81H62V76L64 75V74H62V71H64V70H62L61 68H59V67H57ZM63 68V67H62ZM149 68H150V66H149ZM166 68V69H167ZM52 69H54V67L52 68ZM107 69V68H106ZM155 68H153V70H154ZM158 69V70H157ZM157 69H155L154 71H158V73H161L160 71H162L159 67L157 68ZM12 70V69H11ZM160 70V71H159ZM240 70V69H239ZM245 70V71H244ZM3 71V70H2ZM5 71V70H4ZM42 71V72H43ZM47 71V70H46ZM52 71V70H51ZM51 71H50V73H51ZM55 71V70H54ZM54 71H52V72H54ZM98 71V72H99ZM164 71V70H163ZM202 71H204V74H205V80H203V79H201V80H203V81H205V88H204V90L205 91H203V92H205L204 93V101H200V99H201V97H203V95H202V93H199V94H201L202 96L200 97V98H197V96H198V94H197V89H198V85H197V82L196 81H198L197 80V77H200V76H203L202 75ZM229 71V70H228ZM233 71H234V69H233ZM236 71V70H235ZM235 71H234V73H235ZM22 72H24V71H17L16 70V68L14 69L13 68V70L12 71H10L9 70V72L7 73V74H5L6 72H3L2 73V75H0V149L1 150H3V151H5V152H7L8 154L9 153H11V154H13L12 156H14V154H15V156L16 155H18V156H20L23 152L22 151H20V149L18 150V145H15V143L16 142H14L15 141V137H17L16 136V134H15V131L14 132H10V131H8L7 129H8V127L10 126L11 127V122H13L14 120H15V118H16V114L18 113H16V112H13L12 111V109H10L9 107H7L5 104H6V102L8 101V98L10 97V96H14V95H11L12 94V90L13 89H15V88H17L18 87V84H20L19 82H20V76L19 75H21V73ZM112 72V71H111ZM111 72H109L110 74H111ZM131 71H129V73H130ZM240 72V71H239ZM115 73V72H114ZM132 73V72H131ZM201 73V75L200 76H198V74H200ZM233 73V72H232ZM3 74H5V75H3ZM24 74V73H23ZM23 74H22V76H23ZM116 74V73H115ZM122 74V73H121ZM128 74V73H127ZM151 74H153V73H151ZM150 74V75H151ZM156 74V73H155ZM154 74V75H155ZM171 74V73H170ZM231 74V73H230ZM245 74V73H244ZM25 75V74H24ZM52 75H50V76H52ZM109 75V76H108ZM125 75V74H124ZM159 75V76H158ZM157 76V78H159V77H162V76H160V74H158ZM166 75H167V72H166ZM173 75V74H172ZM176 75H174L175 77H176ZM226 75V74H225ZM246 75V74H245ZM113 76V75H112ZM117 76V75H116ZM121 76V75H120ZM129 76V75H128ZM131 76V75H130ZM133 76V75H132ZM164 76H165V73H164ZM170 76V75H169ZM197 76V77H196ZM228 76V75H227ZM226 76V77H227ZM231 76V75H230ZM233 76H234V74H233ZM232 76V77H233ZM237 76V75H236ZM235 76V77H236ZM64 77V76H63ZM101 77V76H100ZM125 77V76H124ZM167 77V76H166ZM171 77V76H170ZM173 77V76H172ZM178 77H176L177 79H178ZM231 77V78H232ZM42 78V77H41ZM49 78H51V77H49ZM122 78V77H121ZM128 78V77H127ZM203 78V77H202ZM234 78V77H233ZM236 78H238V77H236ZM22 79V78H21ZM24 79L22 80V81H24ZM112 79V78H111ZM111 79H109V80H111ZM230 79V78H229ZM49 80V79H48ZM50 80H52V79H50ZM57 80V79H56ZM64 80V79H63ZM165 80V79H164ZM169 80V79H168ZM180 80H178V81H180ZM232 80V79H231ZM231 80H230V83H231ZM237 80V79H236ZM241 80V79H240ZM159 81V80H158ZM222 81V83L220 84V82ZM233 81V80H232ZM262 81V80H261ZM260 81V82H261ZM42 82V81H41ZM41 82H39V84H41ZM58 82V81H57ZM56 82V83H57ZM108 82V81H107ZM110 82V81H109ZM155 82H156V79H155ZM154 82V83H155ZM241 82V81H240ZM38 83V82H37ZM60 83V84H59ZM58 84H57V86L56 87H58V85H62V83L61 82H59ZM160 84H161V81L159 82ZM179 83V82H178ZM201 83V82H200ZM203 83V82H202ZM229 83V84H230ZM31 84V85H32ZM198 84H199V81H198ZM220 84V85H219ZM235 83H233L232 84V86L234 85ZM29 85V84H28ZM112 85V84H111ZM130 85H131V83H130ZM153 85H155V84H153ZM204 84H202V86H203ZM243 85V84H242ZM260 85V84H259ZM63 86V85H62ZM114 86V85H113ZM151 86V87H150ZM161 86V85H160ZM159 86V87H160ZM170 87L172 86V84L171 85H169ZM168 86V87H169ZM220 86V87H219ZM238 86H240L239 84H238ZM166 87V86H165ZM167 87V88H168ZM180 87V86H179ZM223 87V86H222ZM225 87V86H224ZM241 87V86H240ZM110 88V87H109ZM116 88V87H115ZM233 88V87H232ZM231 88V89H232ZM242 88V87H241ZM108 89V88H107ZM106 89V90H107ZM111 89V91L112 90H114V89H112V88H110ZM121 88H119V90H120ZM125 89V88H124ZM124 89H122V90H124ZM171 89V88H170ZM178 89V88H177ZM229 89V88H228ZM230 89V90H231ZM236 89H237V87H236ZM16 90V89H15ZM128 90V89H127ZM150 90H151V92H150ZM156 90V89H155ZM161 90V89H160ZM163 90V89H162ZM174 90V89H173ZM219 90V91H218ZM222 90H224L223 88H222ZM235 90V89H234ZM109 91V90H108ZM108 91L106 92V93H108ZM129 91V90H128ZM127 91V92H128ZM236 91H238V90H236ZM110 92V91H109ZM117 92V91H116ZM120 92H121V90H120ZM124 92V91H123ZM125 92H126V90H125ZM124 92V93H125ZM168 92H171V90L169 91L168 90ZM173 92V91H172ZM176 92V91H175ZM179 92V91H178ZM177 92V93H178ZM225 92V91H224ZM112 93V92H111ZM122 93V92H121ZM132 93H134V92H132ZM137 93V94H138ZM154 93V92H153ZM156 93V92H155ZM180 93V92H179ZM183 93V91H181V94ZM221 93V92H220ZM237 93V92H236ZM245 93V92H244ZM14 94V93H13ZM109 94V93H108ZM115 94V93H114ZM128 94V93H127ZM163 94V93H162ZM161 94V95H162ZM165 94H167V93H165ZM170 94V93H169ZM172 94V93H171ZM170 94V95H171ZM174 94V93H173ZM226 94V93H225ZM225 94H223V95H225ZM231 94V93H230ZM233 94H235V92L233 93ZM117 95V94H116ZM123 95V94H122ZM122 95H121V97H122ZM133 95H135V94H133ZM148 95V96H149ZM154 95V94H153ZM157 95V94H156ZM160 95V96H161ZM168 95V94H167ZM175 95V94H174ZM183 95V94H182ZM181 95V96H182ZM242 95V94H241ZM262 97H261V96ZM109 96V95H108ZM115 96V95H114ZM113 96V93H112V98L114 97ZM120 96V95H119ZM140 96V95H139ZM173 96V95H172ZM177 96V95H176ZM227 96H228V94H227ZM232 96H235V95H232ZM238 96V95H237ZM123 97H126V95L125 96H123ZM151 97H155V96H151ZM159 97V96H158ZM158 97H155V98H158ZM161 97H164V96H161ZM167 97V96H166ZM174 97V96H173ZM184 97V96H183ZM184 97V98H185ZM231 97V96H230ZM236 97V96H235ZM12 98V97H11ZM10 98V99H11ZM112 98H110V99H112ZM139 98V97H138ZM155 98H154V101H155ZM168 98H170V97H168ZM177 98V97H176ZM176 98H174V99H176ZM227 98V97H226ZM232 98H234V97H232ZM237 98V97H236ZM250 98H248V99H250ZM125 100H126V98H124ZM123 98L122 99H120V100H123V102L125 101ZM130 99V98H129ZM132 99H135V97L133 96V98ZM140 99H142L141 97H140ZM151 99V98H150ZM161 99V98H160ZM167 99V98H166ZM198 99H199V101H200V103L198 102ZM202 99V100H203ZM224 99V98H223ZM238 99V98H237ZM106 100H109V99H106ZM115 100H116V98H115ZM131 100V99H130ZM129 100V101H130ZM136 100H137V98H136ZM135 100V101H136ZM152 100H153V98H152ZM159 100V99H158ZM163 100V98L160 100V102ZM169 100V99H168ZM226 100V99H225ZM225 100H222V102H225ZM231 100V99H230ZM239 100V99H238ZM238 100L236 101V103L238 102ZM104 101V100H103ZM128 101V102H129ZM148 101V100H147ZM153 101V102H154ZM172 101H173V98H172ZM172 101H170V103L172 102ZM177 101V100H176ZM227 101V100H226ZM108 102V101H107ZM112 102V101H111ZM137 102H140L139 100L137 101ZM152 102V103H153ZM159 102V101H158ZM173 102H175V101H173ZM182 102V101H181ZM231 102H234V101H231ZM244 102V101H243ZM242 102V103H243ZM8 103V102H7ZM120 103H121V101H120ZM130 103V102H129ZM149 103V102H148ZM155 103H157V102H155ZM163 103V102H162ZM169 103V104H170ZM180 103V102H179ZM226 103V102H225ZM228 103V102H227ZM230 103V102H229ZM10 104V103H9ZM19 104H20V102H19ZM22 104V103H21ZM106 104V103H105ZM111 104V103H110ZM123 104V103H122ZM133 104H135V103H133ZM168 104V105H169ZM174 104V103H173ZM234 104V103H233ZM232 104V105H233ZM239 104V103H238ZM241 104V103H240ZM8 105V104H7ZM125 105H126V103H125ZM139 105V104H138ZM141 105V104H140ZM153 105V104H152ZM161 105H163V104H161ZM171 105V104H170ZM184 105V106H185ZM222 105V106H221ZM245 105V104H244ZM248 105V104H247ZM251 105H252V103H251ZM40 106H43V105H40ZM111 106H112V104H111ZM127 106V105H126ZM124 106L125 107V109H124V107H123V109L124 110H122V111H119V109L117 110L116 109V111H114V110H110V112H111V114H112V116H115V117H121V116H123V114L125 113V112H127V111H129V113H127L128 115H127V117H128V123H126L125 121H123V122H125V125L128 127V129H130V131L132 132V134L131 135H133V137H138V136H140L139 134H140V127H138V124H139V117L140 116H138L139 114H138V112H137V114H136V112L134 111V109H132L131 108V105L129 106ZM133 106V105H132ZM141 106H143V105H141ZM140 106V107H141ZM154 106H155V104H154ZM160 107V104L159 105H157V107ZM174 106V105H173ZM221 106V107H220ZM235 106H238V105H235ZM243 106V105H242ZM241 106V107H242ZM13 107V106H12ZM16 107V106H15ZM44 107V106H43ZM110 107V106H109ZM115 107H116V105H115ZM119 107V106H118ZM136 107H137V105H136ZM148 107V106H147ZM149 107H151L150 105H149ZM162 107V106H161ZM165 107V106H164ZM232 107H234V106H232ZM249 107H250V105H249ZM137 108H139V107H137ZM152 108H153V106H152ZM152 108H150V109H152ZM243 108V107H242ZM245 108V110H246V108H247V110H248V107H244ZM15 109V108H14ZM13 109V110H14ZM105 109H106V107H105ZM110 109H111V107H110ZM113 109V108H112ZM136 109V108H135ZM141 109H143L142 107H141ZM149 109V110H150ZM155 110L154 111H156V107L154 108ZM165 109V108H164ZM169 109V108H168ZM170 109H172V107L170 106ZM228 109V108H227ZM233 109V108H232ZM234 109H235V107H234ZM40 110V109H39ZM42 110V109H41ZM137 110V109H136ZM140 110V109H139ZM145 110V109H144ZM147 110V109H146ZM162 110H163V107H162ZM238 110V109H237ZM244 110V109H243ZM244 110V111H245ZM246 110V111H247ZM250 110H251V108H250ZM16 111V110H15ZM141 111H143V110H141ZM158 111H159V109H158ZM177 111V110H176ZM181 111V110H180ZM210 111V112H209ZM224 111V112H223ZM229 111V110H228ZM231 111V110H230ZM229 111V112H230ZM233 111V110H232ZM240 111V110H239ZM252 111V110H251ZM26 112H27V110H26ZM45 112V111H44ZM144 112V111H143ZM146 112V111H145ZM177 112V113H178ZM207 112H209V113H211L210 115V117H209V121H208V124H207V126H208V128H209V130H207V128H204L205 130H207V131H204V129H201L200 128V124H202L201 122H203L204 120V117H205V115H206V113ZM16 113V114H15ZM42 113V112H41ZM101 113V112H100ZM99 113V114H100ZM147 113V112H146ZM159 113V112H158ZM161 113V112H160ZM160 113H159V115H160ZM166 113V112H165ZM164 113V115L165 116H163V117H165V119H166V114ZM228 113V112H227ZM226 113V114H227ZM233 113V112H232ZM231 113V114H232ZM235 113V112H234ZM237 113V112H236ZM246 113H248V112H246ZM251 113V112H250ZM249 113V114H250ZM103 114V113H102ZM141 114V113H140ZM144 114V113H143ZM155 114V113H154ZM170 114V113H169ZM173 114V113H172ZM240 114V113H239ZM243 114H245V112H243L241 115H243ZM18 115V114H17ZM21 115V114H20ZM23 115V114H22ZM29 115V114H28ZM39 115H40V113H39ZM147 115V114H146ZM178 115V114H177ZM209 114H207V116H208ZM235 115H237V114H235ZM99 116V115H98ZM101 116V115H100ZM103 116V115H102ZM101 116V117H102ZM108 116V115H107ZM126 116V115H125ZM161 116V115H160ZM168 116V115H167ZM179 116H178V118H179ZM240 116V115H239ZM244 116V115H243ZM15 117V118H14ZM39 117H42V116H39ZM43 117H44V115H43ZM109 117H110V114H109ZM108 117V118H109ZM163 117H162V120H163ZM169 117L170 116H168L167 118L169 119ZM174 117V120H180V119H178L177 118V116H176V118L177 119H175V116H172V118ZM237 117H238V115H237ZM20 118V117H19ZM22 118H24V117H22ZM118 118V119H119ZM153 118H154V116H153ZM172 118H170V120H172ZM185 118V119H184ZM229 118V117H228ZM239 118V117H238ZM243 118V117H242ZM14 119V120H13ZM16 119H18V118H16ZM96 119V118H95ZM151 119V118H150ZM205 119H207V117L205 118ZM231 119V118H230ZM236 119V118H235ZM246 119V118H245ZM39 120H41V119H39ZM43 120V119H42ZM92 120V119H91ZM94 120V119H93ZM121 120V119H120ZM124 120H127V119H124ZM153 120H155V119H153ZM238 120V119H237ZM244 120V119H243ZM22 121H23V119H22ZM141 121V120H140ZM143 121V120H142ZM146 121V120H145ZM151 121V120H150ZM167 121V120H166ZM166 121H165V123H166ZM173 121V120H172ZM172 121H170V122H172ZM239 121H241V120H239ZM238 121V122H239ZM247 121V120H246ZM245 121V122H246ZM92 122H95V121H92ZM120 122V121H119ZM155 122V121H154ZM180 122H182V121H180ZM179 122V123H180ZM210 122V123H209ZM232 122V121H231ZM234 122V121H233ZM232 122V123H233ZM235 122H236V120H235ZM250 122V124H251V121H249ZM42 123V122H41ZM49 123V122H48ZM144 123V122H143ZM143 123H140V124H143ZM151 123V122H150ZM152 123H153V121H152ZM162 124H163V121L161 122ZM164 123V124H165ZM169 123V122H168ZM167 123V124H168ZM173 123H174V121H173ZM172 123V124H173ZM176 123V122H175ZM207 122L205 121V124H206ZM232 123H230V125L232 124ZM237 123V122H236ZM239 123H241V122H239ZM239 123H238V125H239ZM87 124V123H86ZM147 124H149L148 122H147ZM160 124V123H159ZM170 124V125H169ZM168 124V126H174V124L173 125H171V123H169ZM181 124V123H180ZM180 124L178 125V126H180ZM210 124V125H209ZM243 124V123H242ZM249 124V123H248ZM144 125V124H143ZM151 125V124H150ZM153 125H155V124H153ZM153 125H152V128H153ZM177 125L176 126H174V128L175 127H177ZM202 125H204V124H202ZM48 126V125H47ZM158 126V125H157ZM163 126V125H162ZM168 126H166V127H168ZM185 126V125H184ZM210 126V127H209ZM234 126V125H233ZM247 126V125H246ZM9 127V128H10ZM38 127H39V124H38ZM42 127V126H41ZM106 127V126H105ZM155 127V126H154ZM165 127V126H164ZM165 127V128H166ZM205 127V126H204ZM237 127V126H236ZM40 128V127H39ZM48 128V127H47ZM50 128V127H49ZM65 128V127H64ZM141 128H142V125H141ZM159 128V127H158ZM165 128H164V130H165ZM169 128V127H168ZM168 128H166V130L168 129ZM183 128H185V127H183ZM238 128V127H237ZM243 128H244V126H243ZM250 128V129H251ZM115 129V128H114ZM113 129V130H114ZM148 129H151V128H148ZM163 129V128H162ZM171 129V128H170ZM178 130H180L179 129V127L177 128ZM177 129L175 128V131H177ZM187 129V128H186ZM12 130V129H11ZM19 130V129H18ZM40 130V129H39ZM48 130H50V129H48ZM89 130V129H88ZM116 130V129H115ZM114 130V131H115ZM142 130H143V128H142ZM158 130H160V129H158ZM241 130H243V129H241ZM107 131V130H106ZM172 131H174V129L172 130ZM172 131H169V133L171 134V132ZM235 131V130H234ZM239 131V130H238ZM116 132V131H115ZM128 132V131H127ZM152 132V131H151ZM164 132V131H163ZM163 132L161 133V135L163 136V138H167L169 135L165 132V134H163ZM179 132V131H178ZM180 132H181V130H180ZM186 132V131H185ZM236 132V131H235ZM90 134H92L91 133V130H90V132H89ZM105 133H107V132H105ZM104 133V134H105ZM144 133V132H143ZM154 133V132H153ZM173 134V136L172 137H174V134L176 133L177 135H178V133L177 132H172ZM111 134V133H110ZM116 135H117V133H115ZM118 134H119V132H118ZM123 134V133H122ZM129 134V133H128ZM150 134V133H149ZM158 134H160V133H158ZM158 134H156L157 136H158ZM235 134V133H234ZM19 135V134H18ZM66 135V134H65ZM113 135V134H112ZM111 135V136H112ZM121 135V134H120ZM156 135H154V136H156ZM179 135H181V134H179ZM239 135V134H238ZM109 136V135H108ZM115 136V135H114ZM118 136V135H117ZM116 136V137H117ZM125 136V135H124ZM127 136V135H126ZM129 136V135H128ZM147 136V135H146ZM153 136V135H152ZM151 136V137H152ZM161 136V137H162ZM186 136L184 137V138H186ZM232 136V135H231ZM234 137L233 138H231V139H235V137L237 136V135H233ZM88 137V136H87ZM90 137H91V135H90ZM132 137V138H133ZM160 136H158V137H156V140H157V138H159ZM161 137H160V140H162L163 141V143H164V141L165 140H167V139H169V137L167 138V139H165V140H163V139H161ZM175 137L177 138L178 136H176L175 135ZM180 137V136H179ZM238 137V136H237ZM236 137V138H237ZM27 138V137H26ZM29 138V137H28ZM33 138V137H32ZM89 138V137H88ZM92 138H93V134H92ZM107 138V137H106ZM118 138V137H117ZM116 138V139H117ZM122 138H123V136H122ZM170 138H171V136H170ZM30 139L31 138H29V141H30ZM35 139H36V137H35ZM63 139H65L64 137H63ZM94 139V138H93ZM109 139V138H108ZM119 139H120V137H119ZM118 139V140H119ZM129 139V138H128ZM155 139V138H154ZM25 140V139H24ZM34 140V139H33ZM62 140V139H61ZM95 140V139H94ZM99 140V139H98ZM125 140H126V138H125ZM134 140V139H133ZM139 140V139H138ZM143 140V139H142ZM141 140V141H142ZM160 140H158V142L160 141ZM173 140V139H172ZM172 140H170V141H172ZM178 140V139H177ZM179 140H181V139H179ZM184 140V139H183ZM186 140V139H185ZM237 140V139H236ZM235 140V141H236ZM239 140V139H238ZM65 141V140H64ZM89 141V140H88ZM96 141V140H95ZM120 141V140H119ZM132 141V140H131ZM146 141V140H145ZM248 141H250L251 142V146H249L247 143H248ZM33 142V141H32ZM94 142V141H93ZM120 142H122V141H120ZM119 142V143H120ZM128 142H129V140H128ZM140 142V141H139ZM157 142V141H156ZM168 142V141H167ZM173 142V141H172ZM180 142V141H179ZM233 140H232V144H233ZM240 142H241V140H240ZM64 143V142H63ZM92 143V142H91ZM124 143V142H123ZM138 143V142H137ZM146 143V142H145ZM166 143V142H165ZM169 143V142H168ZM231 143V142H230ZM19 144V143H18ZM28 144H29V142H28ZM30 144H31V142H30ZM29 144V145H30ZM94 144H97V143H95L94 142ZM100 144V143H99ZM121 144V143H120ZM143 144V143H142ZM142 144H140V145H142ZM169 144H171V143H169ZM169 144H168V146H169ZM175 144V143H174ZM173 144V145H174ZM177 144H178V141H177ZM176 144V145H177ZM180 144V143H179ZM184 144H186V143H184ZM240 144V143H239ZM238 144V145H239ZM32 145V144H31ZM30 145V146H31ZM36 145V144H35ZM92 145V144H91ZM164 145V144H163ZM167 145V144H166ZM173 145H171V146H173ZM176 145H174L175 146V148H177L176 147ZM26 146V145H25ZM34 146V145H33ZM62 146V145H61ZM84 146H86V145H84ZM84 146H83V148H84ZM94 146H97V145H94ZM146 146V145H145ZM169 147L170 149L172 148V147ZM181 146V145H180ZM179 146V147H180ZM185 146V145H184ZM37 147V146H36ZM35 147V148H36ZM63 147H65L64 145H63ZM135 147H137V146H135ZM141 147V146H140ZM143 147V146H142ZM150 147V146H149ZM157 147H159V146H157ZM162 147V146H161ZM236 147H237V145H236ZM239 147V146H238ZM19 148H21V147H19ZM32 148H34V147H32ZM61 148V147H60ZM66 148H68V146L66 147ZM86 148V147H85ZM84 148V149H85ZM156 148V147H155ZM168 148V149H169ZM174 148V149H175ZM182 148H183V146H182ZM25 149V148H24ZM28 149V148H27ZM30 149V148H29ZM37 149H38V147H37ZM56 149H58V148H56ZM55 149V150H56ZM87 149V148H86ZM138 149H139V147H138ZM146 149V148H145ZM165 149H166V147H165ZM179 149V148H178ZM235 149V148H234ZM0 150V151H1ZM54 150V151H55ZM61 150V149H60ZM67 150V149H66ZM69 150V149H68ZM67 150V151H68ZM143 150H144V148H143ZM147 150V149H146ZM163 150V149H162ZM172 150V149H171ZM186 150V149H185ZM214 150V151H213ZM236 150H237V148H236ZM2 151V152H3ZM20 151V152H19ZM29 151V150H28ZM50 151H51V149H50ZM53 151V150H52ZM58 151V150H57ZM61 151H63V148H62V150ZM60 151V152H61ZM67 151H66V153H67ZM70 151V150H69ZM141 151V150H140ZM156 151V150H155ZM157 151H158V148H157ZM213 151V152H212ZM5 152H3V155H4V153ZM25 153H26V151H24ZM63 152H65V151H63ZM83 152V151H82ZM81 152V153H82ZM87 152V151H86ZM164 152L166 153V150L165 151H163V155H164ZM170 152V151H169ZM172 152V151H171ZM182 152V151H181ZM214 152H216V153H214ZM234 152V151H233ZM6 153V156L8 155ZM30 153V152H29ZM37 153V152H36ZM59 153V152H58ZM80 153V152H79ZM92 153V152H91ZM157 153H161V152H157ZM176 153V152H175ZM177 153H178V151H177ZM176 153V154H177ZM212 153H214V156H215V154L217 155V157H219L218 159V163L217 164H219V163H221V165H219V167H216L215 165H216V163L214 164V166H215V170H213L214 168V166L211 168V166H212V164L211 163H214L215 161H216V159H217V157H216V159H215V157L213 156L212 157ZM10 154V155H11ZM34 154V153H33ZM53 154V153H52ZM51 154V155H52ZM63 154V153H62ZM74 153H72L71 155H73ZM78 154V153H77ZM85 154V153H84ZM171 154V153H170ZM185 154H186V152H185ZM23 155V154H22ZM27 155V154H26ZM38 155V154H37ZM59 155V154H58ZM64 155V154H63ZM62 155V156H63ZM66 155H70V153L69 154H66ZM92 155V154H91ZM95 155V154H94ZM97 155V154H96ZM99 155V154H98ZM97 155V156H98ZM104 155V154H103ZM175 155V154H174ZM178 155V154H177ZM176 155V156H177ZM24 156V155H23ZM29 156H31V155H29ZM35 157H36V155H34ZM54 156H55V154H54ZM78 157V155H76L75 154V157ZM79 156H80V154H79ZM82 156H84V155H81L80 157H82ZM88 156V155H87ZM106 156H108V155H106ZM165 157H166V159H167V156H168V154H167V156H166V154L164 155ZM237 156V155H236ZM8 157V156H7ZM39 157V156H38ZM50 157V156H49ZM69 157V156H68ZM79 157V158H80ZM84 157H86V156H84ZM94 157V156H93ZM162 157V156H161ZM164 157V158H165ZM171 157H173V155H171ZM180 157V156H179ZM187 157V156H186ZM0 158H1V156H0ZM32 158H33V156H32ZM37 158V157H36ZM41 158V157H40ZM58 158V157H57ZM60 158V157H59ZM159 158V157H158ZM8 159H10L9 157H8ZM14 159V158H13ZM16 159V158H15ZM20 159V158H19ZM38 159V158H37ZM51 159H53L54 160V158H51ZM68 159V158H67ZM70 159V158H69ZM73 159V158H72ZM77 159V158H76ZM96 159H99V158H96ZM173 159V158H172ZM179 159V158H178ZM1 160V159H0ZM3 160H4V158H3ZM22 160V159H21ZM20 160V161H21ZM48 160V159H47ZM53 160H52V162H53ZM63 160V159H62ZM78 160V159H77ZM84 160V159H83ZM89 160H92V159H89ZM6 161H8V160H6ZM19 161V162H20ZM25 161H27V160H25ZM49 161V160H48ZM67 161V160H66ZM65 160H63V163L64 162H66ZM80 161V160H79ZM86 161V160H85ZM94 161H95V159H94ZM166 161H168V160H166ZM165 161V162H166ZM172 161V160H171ZM185 161V162H184ZM2 162V161H1ZM9 162V161H8ZM14 162V161H13ZM19 162H17L18 164H19ZM32 162H34V161H32ZM35 162H36V160H35ZM38 162V161H37ZM51 162V161H50ZM52 162H51V164H52ZM56 162V161H55ZM69 162V161H68ZM176 161H174L173 163H175ZM3 163H5V162H3ZM10 163V162H9ZM22 164H23V162H21ZM25 163V162H24ZM45 163V162H44ZM46 163H48V162H46ZM58 163V162H57ZM60 160H59V164L57 165H55L54 166V164L51 166L52 168H53V166L55 167V168H53V172H54V174L57 176V179H59V180H62V181H64L65 183H67L70 187H71V190L73 191H75L76 193H80V192H82V191H87L88 189H85L86 187H84V189L85 190H83V187L81 186V181L80 180H78V178H77V175H74V174H69L68 172H67V170H69V169H65V167H64V165H61V166H59L60 165ZM78 163V162H77ZM80 163V162H79ZM81 163H82V161H81ZM88 163V162H87ZM87 163H85V164H87ZM98 163V162H97ZM1 164V163H0ZM21 164V165H22ZM27 164V163H26ZM91 164V163H90ZM164 164V163H163ZM244 164H245V166H244ZM9 166L8 167H10V164H8ZM25 165V164H24ZM23 165V166H24ZM41 165V164H40ZM44 165V164H43ZM49 165V164H48ZM81 165V164H80ZM82 165H84L83 163H82ZM173 165V164H172ZM3 166H5L6 167V165L4 164H2V166L0 165V196H2L3 197V195H2V193H4L5 192V194H6V192L8 193L9 191H11V192H13V190H20V189H23L24 187L25 188H33L34 189V191H32V189H31V193H33V192H36V194H37V196L33 199L34 201H35V203L34 204H37L36 206H37V208H38V210H39V212L37 213L38 214V216L40 215H42V216H44V217H49V218H47L46 219V221H47V223L49 224V223H53V220H55V221H57L58 222V220H59V218L61 219L62 218V220H63V218H64V220H66V222H68L69 223V220L71 221L70 223H69V225L71 226V228H70V231L72 232L70 235H71V237L72 238H75V239H85V240H88L87 242L89 243V241L91 240V241H93L94 240V242H96L97 240H99V242L100 241H102V242H106V241H108V240H113V238H115L116 236H118V235H120L122 232H123V230L126 228V223H122L121 222V220H118L117 218L119 217V215H117L118 217H116V219L115 220H117L116 222H110V219L112 218V217H109V219H107L106 220V218H104V220H106L105 222L103 221V223H102V220H101V224H99V225H97V226H95V225H91V226H89L90 225V221H85L86 219H83L82 220V217L80 216V214H73V215H71L70 216V214L68 215V213L69 212H71V207H73L72 205L70 206V203H67L68 201H66L65 202V200L63 199L64 197V195H62V197L63 198H61V196H60V194L58 195V196H54L53 194V191L51 190V189H53L54 187H55V189L54 190H56V187H59L58 186V184L56 185V184H54L53 183V181H51V180H48L45 176H42V175H40L39 176V171H37L36 169L34 170V168L32 167V165H31V167L33 168H29V169H26L25 167H21V166H15V164H14V166L15 167H18V168H13V169H6V168H4ZM59 166V167H58ZM66 166V165H65ZM69 166V165H68ZM87 166H88V164H87ZM86 166V167H87ZM94 166V165H93ZM159 166H162L163 168H159ZM11 167H12V165H11ZM89 167V166H88ZM46 168H48V167H46ZM78 168V167H77ZM141 168V169H142ZM216 168L218 169V171L216 172ZM243 168H246V170H247V174L246 175H244L243 173H242V169ZM44 169H45V167H44ZM170 169V168H169ZM39 170V169H38ZM49 170V169H48ZM80 170V169H79ZM211 170L213 171V172H211ZM70 171V170H69ZM82 171V170H81ZM215 171V172H214ZM32 172V173H31ZM45 172V171H44ZM71 172H72V170H71ZM74 172H76V171H74ZM73 172V173H74ZM90 172V171H89ZM83 173V172H82ZM216 173V174H215ZM217 173H218V175H217ZM42 174H45V173H43L42 172ZM80 174V173H79ZM89 174H91V173H89ZM173 174V175H172ZM82 175V174H81ZM217 175V176H216ZM53 177V176H52ZM76 177V178H75ZM80 177V176H79ZM83 177V176H82ZM88 177H90V176H88ZM92 177V176H91ZM41 178L43 179V181L41 180ZM56 178V177H55ZM34 179H36V180H34ZM137 179V178H136ZM142 178H140V179H138V180H141ZM216 179H218V181L220 182H224L223 184H221V182H220V185H221V187H220V185H219V182L217 181L216 182ZM42 182H41V181ZM134 180V179H133ZM55 182H56V180H54ZM122 182L124 181V180H121ZM135 181V180H134ZM133 182V181H132ZM142 182V181H141ZM82 183H84V182H82ZM136 183V182H135ZM138 183V182H137ZM136 183V185H138ZM143 183H145V182H143ZM123 184V183H122ZM122 184L120 185V186H122ZM134 184V183H133ZM231 184V185H230ZM233 184V185H232ZM67 185V186H68ZM126 185H127V183H126ZM132 185V184H131ZM135 185V187H137ZM219 185V186H218ZM89 186V185H88ZM139 186H140V184H139ZM235 186H233V187H235ZM126 187V186H125ZM129 187H131L130 185H129ZM133 187V186H132ZM141 187V186H140ZM144 187V186H143ZM162 187L164 188V192H163V189H162ZM25 188L23 189V190H25ZM90 188V187H89ZM127 188V187H126ZM138 188V187H137ZM137 188H136V190H137ZM198 188V189H197ZM29 189V190H30ZM59 189H60V187H59ZM92 189V188H91ZM96 189V188H95ZM94 189V190H95ZM140 189V188H139ZM139 189L137 190V191H139ZM145 189V188H144ZM231 189H233V188H231ZM231 189H229L230 191H231ZM97 190V189H96ZM128 190V189H127ZM133 191H135L134 189H132ZM148 190V189H147ZM185 190V191H184ZM188 190V191H187ZM235 190V189H234ZM28 191V190H27ZM27 191H26V193H27ZM63 191V190H62ZM90 191V190H89ZM123 191H124V189H123ZM189 191H191V192H189ZM237 191H235V192H237ZM22 192V191H21ZM21 192H20V194H21ZM24 192V191H23ZM59 192V191H58ZM122 192V191H121ZM129 192V191H128ZM140 192V191H139ZM138 192V195L140 194ZM148 192V191H147ZM227 192V191H226ZM225 192V193H226ZM241 192V191H240ZM239 192V193H240ZM67 193V192H66ZM83 193V192H82ZM86 193V192H85ZM98 193V192H97ZM97 193H95V195L97 194ZM104 193V192H103ZM102 193V194H103ZM126 193H127V191H126ZM134 192H132L131 194H133ZM135 193H136V191H135ZM135 193H134V195H135ZM191 194L192 193V195H187V194ZM244 193V192H243ZM242 193V194H243ZM247 193V194H248ZM19 194V193H18ZM62 194V193H61ZM88 194V193H87ZM90 194V193H89ZM122 194V193H121ZM120 194V195H121ZM137 194V193H136ZM228 194V193H227ZM233 194V193H232ZM33 195V194H32ZM31 195V196H32ZM39 195V196H38ZM56 195V194H55ZM69 195V194H68ZM75 195H77V194H75ZM94 195V194H93ZM93 195H91L90 194V197H92ZM118 195V194H117ZM133 195V196H134ZM145 195V194H144ZM187 195V196H186ZM235 195H236V193H235ZM244 195V194H243ZM7 195H5V197H6ZM12 196V195H11ZM83 196V195H82ZM97 196V195H96ZM126 196V195H125ZM128 196H130V195H127V197ZM141 196V195H140ZM230 196V195H229ZM33 197V196H32ZM37 197H38V199H37ZM60 197V198H59ZM120 197V196H119ZM121 197H123V196H121ZM120 197V198H121ZM132 197V196H131ZM139 197V196H138ZM138 197H136L137 199H140V198H138ZM186 197H189V198H186ZM222 197H224V193H223V196ZM221 197V198H222ZM232 197V196H231ZM235 197V196H234ZM234 197H232V198H234ZM21 198V197H20ZM125 198V201L127 202V199H129L130 197H128V198H126V197H124ZM143 198V197H142ZM141 198V199H142ZM164 198H165V196H164ZM225 198V197H224ZM227 198H228V196H227ZM226 198V199H227ZM239 198V197H238ZM246 198V197H245ZM7 199V198H6ZM9 199V198H8ZM14 199V198H13ZM18 199V198H17ZM22 199V198H21ZM67 199V198H66ZM103 199V198H102ZM115 199V198H114ZM147 199V198H146ZM195 199V198H194ZM193 199V200H194ZM31 200V199H30ZM70 200V199H69ZM113 200V199H112ZM123 200V199H122ZM145 200V199H144ZM192 200V201H193ZM196 200H194V202L196 201ZM232 200V203L234 202L235 204H236V202H235V200H233V199H231ZM230 200V201H231ZM10 201V200H9ZM114 201V200H113ZM121 201V200H120ZM129 201V200H128ZM131 201H132V199H131ZM130 201V203H132ZM134 201H135V196H134ZM136 201H140V200H136ZM238 201H239V199H238ZM264 201V200H263ZM12 201H10V203H11ZM32 202V201H31ZM110 202H111V200H110ZM122 202V201H121ZM126 202H125V204H126ZM141 202V201H140ZM147 202V201H146ZM191 202V201H190ZM108 203V202H107ZM123 203H124V201H123ZM128 203V202H127ZM139 203V202H138ZM142 203V202H141ZM144 203V202H143ZM148 203V202H147ZM163 203V204H164ZM193 203V202H192ZM111 204V203H110ZM124 204V205H125ZM132 204H135V202H133ZM137 204V203H136ZM135 204V205H136ZM191 204V203H190ZM33 205V204H32ZM115 205V204H114ZM124 205H122L121 206V204H120V206L121 207H123ZM127 205V204H126ZM139 205V204H138ZM148 205V204H147ZM168 205H170L171 206V208H170V206H168ZM189 205V206H188ZM196 205V206H197ZM232 206H233V204H231ZM116 206H117V204H116ZM133 206V205H132ZM141 206V205H140ZM148 206V207H149ZM188 207V208H186L185 209V207ZM192 206H193V204H192ZM231 206V207H232ZM255 206L257 207L258 205L257 204H255ZM118 207V206H117ZM120 207V208H121ZM126 207V206H125ZM124 207V208H125ZM230 207V208H231ZM234 207V206H233ZM158 208V207H157ZM196 208H198V207H196ZM36 209V208H35ZM159 209V208H158ZM160 209H162L161 207H160ZM213 209H214V211H213ZM217 211H216V210ZM37 210V211H38ZM76 210V209H75ZM149 210V209H148ZM78 211H80L81 212V210H78ZM77 211V212H78ZM154 211V210H153ZM161 211V212H162ZM198 211V210H197ZM197 211H195V212H197ZM215 211H216V213H215ZM219 211V212H220ZM79 212V213H80ZM150 212V211H149ZM155 212V211H154ZM156 212H158V211H156ZM155 212V215H159L160 214V212H159V214H157ZM193 212V211H192ZM192 212H190L189 211V214L192 216L193 215V213ZM214 212V213H213ZM219 212H218V214H219ZM236 212V211H235ZM239 212V211H238ZM192 213V214H191ZM212 213H213V215H212ZM83 214L85 215V213L83 212ZM199 214V213H198ZM235 215H237L236 213H234ZM82 215V214H81ZM87 215V214H86ZM128 215V214H127ZM196 217H197V214H194ZM193 215V216H194ZM234 215V216H235ZM240 215H242V214H240ZM239 215V216H240ZM20 219L22 220V216H23V214L20 212ZM67 216H68V218H67ZM89 216V215H88ZM124 216V215H123ZM122 216V217H123ZM152 216V215H151ZM157 216H154L155 218L157 217ZM160 216V215H159ZM163 216H165V218L166 219H164V217ZM243 216V215H242ZM85 216H83V218H84ZM105 217H107V216H105ZM125 217V216H124ZM132 217V216H131ZM195 217V218H196ZM235 217H237V216H235ZM244 217V216H243ZM120 218V217H119ZM216 218V217H215ZM246 218V217H245ZM250 218V217H249ZM89 219V218H88ZM127 219V218H126ZM125 219V221H127ZM132 219V218H131ZM189 219L190 220H192V222H190L189 221ZM197 219V218H196ZM206 219V223H208V220ZM235 219V218H234ZM252 219V218H251ZM251 219H249V220H251ZM256 219V218H255ZM61 220V221H62ZM63 220V221H64ZM124 220V219H123ZM213 220V219H212ZM236 220V219H235ZM240 220V219H239ZM248 220V221H249ZM252 220H254V219H252ZM82 221H84L83 223H82ZM205 221V220H204ZM203 221V222H204ZM210 221H211V219H210ZM234 221V220H233ZM244 221V224H245V221L246 220H243ZM256 221V220H255ZM65 222V221H64ZM120 222L122 223V224H120ZM133 222V221H132ZM198 222H199V220H198ZM197 222V223H198ZM201 222V221H200ZM230 222V221H229ZM250 222V221H249ZM253 222V221H252ZM252 222H251V224H252ZM46 223V224H47ZM71 223H72V225H71ZM130 223L131 222H128L127 224H129L130 225ZM135 223V222H134ZM133 223V224H134ZM205 223V222H204ZM209 223H211V222H209ZM208 223V224H209ZM213 223V222H212ZM215 223H216V221H215ZM241 223V222H240ZM132 224V223H131ZM154 224H155V222H154ZM157 224V223H156ZM203 224V223H202ZM207 224V225H208ZM226 224H224V225H226ZM236 224V223H235ZM234 224V225H235ZM247 224V223H246ZM249 224L250 223H248V226H249ZM135 225V224H134ZM137 225V224H136ZM144 225V224H143ZM143 225H140V226H143ZM197 225V224H196ZM201 225V224H200ZM210 225H213V224H210ZM233 225V227H235ZM69 226V227H70ZM77 226V227H76ZM132 225H130V227H131ZM140 226H139V228H140ZM204 226H205V224H204ZM237 226V225H236ZM247 226V225H246ZM246 226H245V228H246ZM247 226V228H249ZM251 226V225H250ZM68 227V228H69ZM76 227V228H75ZM134 227H136V226H134ZM138 227V226H137ZM136 227V228H137ZM201 228H203V229H206L205 227H203V226H200ZM209 227H213V226H209ZM227 227V226H226ZM126 229H128V228H126ZM126 229H125V231H126ZM135 229V228H134ZM195 229V228H194ZM193 229V230H194ZM200 229V228H199ZM198 229V230H199ZM208 229V228H207ZM213 229V228H212ZM231 229V228H230ZM237 229V228H236ZM239 229H240V227H239ZM263 229V228H262ZM133 230V229H132ZM163 230H165V228L163 229ZM169 230H172L171 228L169 229ZM168 230V231H169ZM214 230H215V228H214ZM214 230H213V232H214ZM217 230V229H216ZM226 230L228 231V229L226 228ZM232 230L233 229H231V231L230 232H232ZM235 230V229H234ZM247 230V229H246ZM134 231V230H133ZM166 231H167V229H166ZM172 231H174V230H172ZM176 231V230H175ZM197 231V230H196ZM196 231H194V232H196ZM207 231H209V230H207ZM248 231V230H247ZM249 231H251V230H249ZM53 232V231H52ZM198 232V231H197ZM196 232V233H197ZM203 232H205L204 230H203ZM211 231H209V233H210ZM240 232H241V230H240ZM263 232V231H262ZM172 233V232H171ZM181 233V232H180ZM192 233V232H191ZM195 233V234H196ZM206 233V232H205ZM237 233V232H236ZM239 233V232H238ZM249 233V232H248ZM252 233H254V232H251V234ZM181 234V235H182ZM232 234H233V237H234V239L235 238H237L238 236H240V233H239V235L236 237V236H234L235 235V231H234V233L232 232ZM231 234V235H232ZM259 234V233H258ZM122 235V234H121ZM197 235H200V234H197ZM210 235H213V233H210ZM217 235V234H216ZM243 235V234H242ZM253 235V234H252ZM252 235H250V233H249V237H251ZM183 236V235H182ZM181 236V237H182ZM195 236V235H194ZM205 236V235H204ZM215 236V235H214ZM218 236V235H217ZM260 236V235H259ZM48 237V236H47ZM51 236H49V238H50ZM177 237V236H176ZM184 237V236H183ZM189 237V236H188ZM187 237V238H188ZM196 237V236H195ZM200 237V236H199ZM206 237H207V235H206ZM208 237H209V234H208ZM191 238H193V240L195 239L194 237H191ZM197 238V237H196ZM238 238H240V237H238ZM243 238V237H242ZM263 238V237H262ZM261 238V240H256L257 242L258 241H260V245L261 246H264V238L262 239ZM47 238H45L43 241H45ZM218 239V238H217ZM232 242H235L234 241V239L232 238V237H230L229 238ZM246 239V238H245ZM209 240V239H208ZM238 240V239H237ZM241 240V239H240ZM243 240V239H242ZM248 240V239H247ZM43 241H41V242H43ZM84 241V240H83ZM90 241V242H91ZM188 241V240H187ZM190 241H191V239H190ZM200 241V240H199ZM98 242V241H97ZM96 242V243H97ZM101 242V243H102ZM251 242L252 243H254L255 241H252L251 240ZM251 242H249V243H251ZM193 243V242H192ZM248 243V242H247ZM248 243V244H249ZM256 243V242H255ZM98 245H99V243H97ZM104 244V243H103ZM248 244H246V245H248ZM258 244V246H260ZM101 245V244H100ZM250 245V244H249ZM248 245V246H249ZM252 245H254V244H252ZM94 246H95V244H94ZM97 246V245H96ZM255 246V245H254ZM260 246V247H261ZM251 247H253V246H251ZM259 247V248H260ZM239 248V247H238ZM237 248V249H238ZM250 248V247H249ZM254 249H253V253L254 254H256V255H254V256H257V258H260V259H262L263 257H264V249L263 248H258L257 247V250H255L256 249V247H253ZM233 249H236V245H235V248H233ZM252 249V248H251ZM229 250H231V249H229ZM245 250H247L246 248H245ZM249 250V249H248ZM247 250V251H248ZM247 251H244L245 253H247ZM255 251V252H254ZM243 252V253H244ZM250 252H251V250H250ZM245 253L244 254H242V255H244V257L246 258L247 256L245 255ZM248 253H249V251H248ZM252 254V253H251ZM250 255V254H249ZM251 256H253V255H250V257ZM253 256V258H255ZM243 256H242V258H244ZM256 259V258H255ZM255 259H251V260H255ZM247 260H248V258H247ZM259 260V259H258ZM166 261V260H165ZM250 260H248V262H249ZM260 261V260H259ZM258 261V262H259ZM155 264H162V262H158V263H155ZM164 264V263H163ZM260 264H264V261H260Z\"/></svg>",
    "mask_w": 264,
    "mask_h": 264
}]
</instances>
